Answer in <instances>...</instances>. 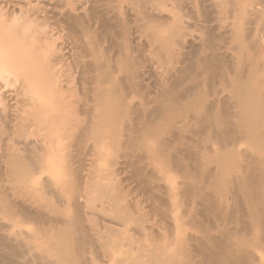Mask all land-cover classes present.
I'll use <instances>...</instances> for the list:
<instances>
[{
    "label": "bare ground",
    "instance_id": "bare-ground-1",
    "mask_svg": "<svg viewBox=\"0 0 264 264\" xmlns=\"http://www.w3.org/2000/svg\"><path fill=\"white\" fill-rule=\"evenodd\" d=\"M62 1L65 2V0H62ZM106 1H107L106 4H108L107 6L109 7V8H107V10H109V9L111 10V12L110 11L109 12L112 13V20H114V23H113V21L110 22V23L115 24V27L114 28L116 29V31L118 32V34H119V32L121 34L120 38L118 36V39L116 40L114 38V41H113V36H112V45H111L112 46L111 47L112 49L111 50L108 49V51H106L105 49H103V51L105 50L106 53L103 52L101 49L98 50L97 48L100 45H98L97 40H96V42H94L95 41V38H97V36L95 38L94 37L93 38L91 37L92 31H90L91 33H88V29H90V28H86L87 31L86 30L85 31L81 30V32H79L80 35L76 34V32H75V34L77 36H79V37H76L75 36L76 37L75 40L77 38H78V40L74 41V42H76V45H75L76 48L78 47L77 48L78 49L77 51L79 52V54L81 52L80 56L78 55L79 58H81V55H82V58H86V56L87 57L89 56L88 57V62L92 60L89 63L90 64V69H88L86 72H92L91 66H94V69H93L94 73H96L95 67H96V70H97V75L95 77L96 80L93 79L92 78L93 75H91V78H92V80H94V83H96V86L95 85H93L94 87L92 86V84H94V83H93V81L90 78L89 81H90V83L92 82L91 83V86L92 87L91 88L89 87L90 89H88L86 87V89H88L87 90L88 92H86V94H87L86 96L87 97L84 95L85 96V99H82L81 100L82 101L81 103L84 105V109H83L84 111L80 109L81 111L84 112L85 115L88 114V115H86V117H87L88 120L85 119V121H87V122L83 121V123L87 124V125L84 124L86 127L84 126V129L83 130L85 131V130H87V129L90 128L89 129V133L91 132V130H92V132H91V134H89V133H87L85 131L86 132V135L88 134L89 136H91L90 138H86V135L85 136L82 135L81 132H79V134H78V132L76 134H72V133H70V131H69V133L68 132L64 133V137H66V138H69L70 137V139H72V141H75L76 144H74V145H76L75 148L78 150V154L80 152H82V150L85 151L84 150L85 149V146L86 147L87 146H90L91 145V142H93V145H94V143H95V145H98L99 141L102 142V143H104V141L106 140L105 143H104L105 144L104 145V148H101V149L99 148V150H97V149H98V147H99V145L101 143L98 145V147H96L95 145H94L95 146L94 147L92 145V147H94L95 150L90 146L92 148V149L90 148L92 150L91 153L93 152L92 155H94L95 157L97 155L96 161H99V162L102 163V167L100 166V169L99 170H98V168H95L94 167L96 169V171H95V169L93 167L91 168V166H90L91 169L90 168H87L89 166L88 163H85V162L81 161V160L86 161L87 159H90V160L92 159L91 156H88L87 157L88 154L87 155L84 154V153H88L89 151L82 153V154L86 155L85 156L86 159L80 153V155L77 156V157H80V159H78L76 157V161L78 159L79 162L78 161L77 162L78 163H81V165H83L84 163L86 164V166L88 165L86 167L85 164H84L83 166H81L82 168L79 167L80 170L82 171L86 167V169L84 171H86V170L88 171V169H89V171L90 170H92V171H90V172L88 171V174L85 177H84V175H83V173L81 171H79V172L77 171L78 174L81 173L83 176L81 174H80L81 176L80 175L74 176V174H73L72 180L71 179L70 180L69 179H66V180L65 179H62L58 183V184H60V187H61L59 190H61V192L63 194V195L60 194V195H62L61 197H63V198H64V196H67L68 198L70 197L71 198L70 201L73 200V202L75 203V205L78 208V211H80V214H78L79 212L77 211V208H75V210L78 212L76 214V215H78V217H77V219L76 218H74V219H76V221L77 220L78 221L77 222L75 221V224H74V222H73L74 219H71V218H70V220H69V218L68 219H65L64 217H66V216L62 217L63 216L62 215L63 213H61V212H57L58 215L57 214L56 215L59 218H55V220H53L52 218H50V216L48 214L46 215L41 210V209H44L43 208L44 207V204H42V203H45L44 200L46 199V197H44V194H46V193H44V192L43 193H38L39 195L38 194L36 195L34 193L32 196H29L30 194H28V198L27 197H25V198L22 197L23 198V202H22V200L21 201L19 200V202L16 203V205H12L11 201L10 200L8 201V199L10 198V196L7 193H5V191H3L5 193L3 195L4 196H7V199H4L3 200L4 206L5 207H8L9 209H12L10 207H16V206H18L19 203H21V205L23 206V208H20L22 206L19 207L20 212L25 211L24 210L25 208H27L28 210L29 209L32 210V211H30V213H28V212H26V213H28V214L32 215L33 217L37 218V220H40L41 221V222L39 221L40 223H43L44 222L45 225L48 224L47 227L43 224V227L49 228L51 225L53 226V222H56V223L58 222L59 223V224H57L58 226L59 225H63V227L65 228V229L63 228L64 230L49 231V232H46L45 235L47 237H51L52 239L53 238H56L55 240L58 239L59 241H62V243H61V242H59L57 240L59 243H61L63 245L65 244V242L67 244L69 243L70 245H67L68 247H66L68 249H66V250L64 249V251H65V254H67L66 255L67 258L68 259L70 258L71 262L74 261L73 263H76V264H77V262L80 263L81 260H84L85 259L84 256H83V253L85 251H88V250L85 249L86 247L88 249H91L92 248V251H93V249H95L94 250L95 253L93 251V254H95V255L97 253L96 250L99 251V248L98 247H100V249H103L105 247V249L107 248V250H108V246L110 245L109 242L111 241L110 238L111 239L113 238L112 241H111V245H110L111 249L114 252H116V253H121V254L124 255L123 257H121V258L118 259V264H197L196 263L197 262L196 261L197 255H201L202 258H204V262H206V264H245L244 258L246 256L248 257V254H250V248H251V245L252 244H250L249 242L247 243L246 240H245L246 242L244 240H242L241 239L242 237L238 236V232H241L242 230H244L246 233H248L247 235H252V238L249 237L250 238V242L252 243L251 240H253V244L255 245L256 244L255 242L258 243V239H260L257 236L259 232H256L255 229H257L259 227H264V219H263L264 218L263 217L264 215H261L262 217H260V218H259V216L257 217V215L259 213L258 212L259 204H262L263 205L262 207L264 209V184H262L263 186L262 185L260 186L261 182L264 183V158L262 156H260V153H261V155L264 154V153H262V152H264L263 151L264 146H263V149L261 151L260 150L258 151L259 156L262 157V158L259 157L260 159L259 158H257V159H259L260 161H262L261 159H263L262 162H257L258 160L256 161V163H259V164L253 165V163H255V162L252 163V161H246V160L245 161H242V162H244V164L241 163L240 161L237 163V165L239 167L238 170H242V171H238V172H242V176L240 175V177H239V176H236L234 174H232V175L231 174H228V172L224 169V167L219 172V169L221 168V166H223L222 163L224 162V160L227 161L226 160V157H225V155H227V154H223V153H226L225 151H229L231 147L230 148L228 147L229 150L228 149L227 150L225 149V151H223L224 150L223 148L224 147H227L226 145L229 144L227 142H231L232 149H235L236 146H237V144H238L237 142H239V140H241L240 138H239V140L236 138L238 136V133L236 134V131L238 130V128H240V130H241V127H242L241 125H243L245 123L246 124H249L250 123L249 120L246 122V120L244 118L245 115H243L244 112L247 111V110H245L244 112L242 110H241L242 112L240 110H238L239 111V114H238L237 111H236L237 114H234L235 112H232L230 109H228L230 107L229 105L231 104V100L232 99L230 100V99H227L226 97H224L225 99L228 100L227 101V103H228L227 105L226 104H223L226 101L223 102L222 99L224 100V98H220V97H218V99H216V101H214V105L213 104L210 105L209 102H208V105L206 103L207 102L206 98H207L208 94L210 95L211 89H213L212 87H208V86H211L208 83L210 82V80L213 81L215 79L214 77H216L215 75L217 73H219V72L217 71L214 74V76H213V72H211V74L207 72L209 74L208 75L205 70L207 68L209 70L210 64L212 66L214 63H220V62L224 63L225 59H223V56H221V54L219 53V50L221 51V49L223 48V47L221 48V46L223 44L221 43L222 45L220 46V44L218 43V41H219L218 39L216 40L215 38H210V39L208 38L209 41H210V46L212 47V50H214V53L211 54L212 56H210V57H209L210 54L207 55L209 60L206 58V56L205 57L202 56V57H204L203 59H202V57L199 58V56L194 53L193 54L194 57L197 56V58L195 57L196 61L198 60L197 62L196 61L194 62L195 64H197V65L194 66V67H197L196 68L197 70H196L192 65L190 67V65L187 64L189 62L191 64L192 61H194V60H192V59H194V57L191 56L190 58H192V59L188 58V59H190V61L188 62V59L185 60L184 58H181V57L177 58L178 57L176 55L177 54V51H174L173 52L174 49L175 50L177 49V48H174V43L176 44V43L179 42L178 44L179 45L181 44V47H182V44L184 46L185 44H187L186 38L188 37L189 34L186 33V29H188V26H187V24L185 25V23H184L185 22L184 21L185 19L182 20L183 17L182 18H179L178 17V15H179L180 12L179 13L174 12V11H170L169 12V10L171 8L170 7L171 6L170 5L171 3L169 2L170 0L169 1L168 0H164V1L163 0H106ZM165 1H168L170 3L169 4L167 2V4L169 5V7H168V9H169L168 10V13H170V16H168L169 14L166 13L167 12V8L166 7L168 5L166 4ZM250 1L251 0H247L245 2V6L246 5H248V6L251 5V7L253 8V5H254L253 2H255V1H251V3L253 5L251 3H249ZM68 2H69V0H68ZM71 2H74V3H71ZM75 2H78V0L77 1L76 0L75 1L74 0H70V4H68L69 7H70L71 4H74L75 5ZM81 4H82V2H81ZM74 5H73V8L71 6L72 9L69 10L70 12L68 14L65 13L66 14L65 16L67 18L66 20L68 22V27H69V24H71V23H73L72 26L74 27V25L76 24V23L74 24V22H78L79 19L81 20V22H82V20L85 19V20H87L86 23L88 21H90V22L93 23V21L88 20L87 18H85V16L83 18V16H82L83 12L82 11H81L82 13L80 12L78 14V12L81 9L80 8L78 9V6H77V8H76V6L74 7ZM77 5H78V3H77ZM165 5H166V7H165ZM179 5H181L180 7L184 6V5L180 4V3H179ZM32 6H34V5L32 4ZM130 6H132L130 8V12L132 13V11H133L134 12V14L132 13L133 15L128 10V8ZM37 7H39V6H37ZM63 7H66V6H63ZM19 8H20V6H19ZM35 8H36V6H35ZM165 8H166V11H165ZM1 9H0V16L1 17L6 16V13H4V12H6V11H7V13L10 12V11H8L6 9H4L6 11L3 12ZM178 9H179V11L181 10V8H178ZM255 9H256V7H255ZM163 10L167 14V16L162 15L164 13ZM175 10H177V7L175 8ZM24 11H25V9H24ZM26 11H28V10H26ZM45 11H47V10L45 9ZM45 11L43 12L44 14H46ZM62 11H63V9H62ZM83 11H85V10H83ZM126 11L128 12V14H131V15H125V14H127ZM156 11H158V12H156ZM250 11H252V10L250 9ZM254 11L256 12V10H254ZM21 12H22V10H21ZM98 12H100V11H97L96 13L94 12V14H95L96 18L97 17L98 18L101 17L100 19L102 20V17H103L102 16V13L99 14ZM109 12L107 13V11H106V14H109L110 15ZM123 12H125V14ZM181 12H182V10H181ZM18 13H20V10H19ZM26 14L28 15L29 13H26ZM61 14L62 13L60 12L59 16ZM7 15H9V14H7ZM11 15H12V12H11ZM18 15H17V17H18ZM20 15H19V17H20ZM30 15H32V14H30ZM36 15H37V13H36ZM85 15H87V17H88V14L87 13ZM173 15H174V17H173ZM22 16L25 17L24 15H22ZM65 16H63V17H65ZM108 16H106V17H108ZM128 16H133V18H134V20H131L132 21L131 23H129L130 17L128 19V22L125 20V18H128ZM175 16H177V17H175ZM11 17L12 18L14 17V18H13V21L11 19V23H9L10 25L9 26L7 25L8 26L7 28L6 27H3V29H2V27H1V29H0V45L4 42L2 45L4 46V44H6L5 45V48L7 47L6 49H9V48L13 49V51H12L13 54L12 53L11 54H12V57H14V59L13 58L12 59L15 61V63H13V61H12V62H10V64L7 63V64L4 65L3 63H5L6 61H4L2 63V60L0 58V75L4 79L2 81L3 82L5 80L8 81L7 80L9 78L8 77V74H11L9 72L10 71H13V73L15 74L14 76H15L16 81H18L19 83L22 84V88H21L22 91H24L25 93H30V92L31 93H34V96L32 98L33 101L34 102H36V101L37 102H40V98H39L40 93L38 92L39 89L37 88V86H36L37 90L34 89L35 86L33 87V84L35 83L34 85H36L38 83V80H40V79H38V78H40L39 72H38V70L40 71L39 68L40 67L41 68L42 67H45L44 64H46V67H47L50 64V62L51 63L54 62L53 61V58L51 59V57L49 58V59H51L50 61L46 58L48 60L47 61L45 59V57H43L44 55L42 56V53H41L43 51V49L46 48L45 50H47L48 48H50V45H49V44H51L50 43V39H49V44L47 45V42H45V41H48V40H46L47 39L46 36H45L46 38L44 36L38 37L37 35H36V37H34L35 36V33L37 32V30L34 31V29L38 25V21H37V19H39L38 16H37V18L35 16L36 19H34V20L30 19L31 17H34V16H31L29 18L27 17V21L25 20L26 22H24L23 20H21V21H23L22 23H20V20L18 19L19 17L17 18V20H14V19H16V16H11ZM9 18H10V15H9ZM40 18L42 19V17H40ZM53 18L54 17H52V19ZM176 18H178V21L174 22L175 21L174 19H176ZM44 19L45 18H43L42 20H44ZM93 19H95V18H93ZM106 19H108V18H105L104 20H106ZM110 19L109 20H106L107 23H109L108 21H110ZM131 19H132V17H131ZM7 20H9V19H7ZM40 20H39V22H41ZM59 20H60V18H59ZM3 21L5 22V20H3ZM47 21H48V19H47ZM63 21L65 22V20H63ZM95 21H96V19H95ZM97 21H98V19H97ZM106 21H103L104 24H107V23H105ZM45 22H46V20H45ZM49 22L50 21H48L47 23H49ZM81 22L79 24H81ZM96 23H95V25H96ZM42 24H44V23H42ZM42 24H40V25H42ZM83 24H84V22H83ZM65 25L67 26L66 23H65ZM108 25L109 24H107L106 27L108 29H111L109 27H111L112 25L111 24H110L111 26H108ZM77 26H78V24H77ZM226 26H228V25L226 24ZM226 26L224 25L225 31H227L229 28H231V26L230 27H226ZM71 27L69 28L70 29V33L72 32L71 31ZM80 27H81V25H80ZM86 27H88V26H86ZM96 27H99V26L97 25ZM96 27L93 26V28H96ZM40 28H41V26H40ZM42 28H45V27H42ZM101 28L104 30L103 26H101ZM101 28H100V31H102ZM82 29H85V28H82ZM115 29H114V32H115ZM130 29H132L133 35H134V37L136 36V38L137 37H140V36L137 35V34L140 33V31H142V32L144 31L143 34L141 33L142 34L141 35L142 36L141 38H143L145 41L143 40V41H140V42H141V45H142L143 42H145V44L148 42L146 44L147 46L146 45L145 46L146 47H149V48L151 47L150 48L151 51H149V53L151 52V54H148L147 51H144L143 54L146 55V56H147V54H148V56L151 55L149 57H154V55H155L154 59L153 58H149L150 60H148V62L154 63L155 65L160 64L159 66H161V63L163 65L164 62H167L168 63V61H169L168 67L170 66L169 67L170 69H166L165 68L167 70L166 71V77L168 79H166L165 76H164L165 74H163V77L165 78V80L162 77L161 80H164V81L159 80V81H161V83H159V81H157V84L158 85L159 84L161 85L160 86L161 89L159 87L160 90L157 89L158 90L157 92L160 93L163 90V93H165V94L162 93L159 96V99L160 100H159V102H157V104L158 103L159 104L157 105V108L155 107V109L154 108L151 109L149 107L151 104L152 105L154 104V106H155L156 103H153V101H151V99L150 100H147V99H149L148 97H146L147 99L145 98V101H149L148 102L149 104L152 102L150 105L148 103H144L145 101L143 103H138V102L136 103L135 102L136 100L133 99V97H135L136 93H138V92H135V94H133V93H134V91H136L137 89H139V87H137V86L140 84V82H139V84L137 82L135 83L133 81V77L135 75L134 80L135 81L136 80L139 81L138 78H136L137 77L136 75H138V76L141 75L143 68L146 67L143 64L145 62H147L145 60H147L146 58H148V56L147 57L144 56V58H143L144 61H145L142 64L144 66L143 67V66H141V63H140L141 58L138 57V56H141L140 55L141 49L140 50H138V48H137V50H134L133 49L136 54L138 53L137 55L134 53V51L133 52H129L130 49L133 48L132 46H133L134 42L132 43V41H134L136 39V38L135 39L132 38L133 36L131 37L132 39L130 38V35H132V32H131ZM134 29H136V32L134 31ZM232 29H235V27H233ZM19 30H20V33L18 32ZM91 30H92V26H91ZM229 30H231V29H229ZM229 30L227 32H230ZM74 31H76V30H74ZM97 31H99V30H97ZM114 32H111V34L114 33ZM122 32H124V33L122 34ZM134 32L137 33V34H134ZM43 33H44V31H43ZM108 33L110 34V31ZM116 33H114V34L116 35ZM45 34L46 33L40 34V35H45ZM49 34L47 32L46 35H49ZM68 34H69V32H68ZM71 34L74 35L73 32ZM86 34H88V35H86ZM89 34H90V36H89ZM97 34H98V32H97ZM105 35H106V33H105ZM84 36L85 37L87 36L88 39H89V41H88V39L83 38ZM109 36L111 37V35H109ZM144 36H146V37L144 38ZM89 37H91V39ZM149 37H151L150 39L153 38L152 41L149 40ZM146 38L150 42H152V43H150ZM187 39H190V38H187ZM109 40H111V38H109ZM153 40H154V42H153ZM156 42H157V44H159L158 46H157V44H154ZM7 43H9V46L7 45ZM138 43H137V45H138ZM242 43H240L239 46L242 47V48L244 47V49H246V46L247 45L244 44V42H242ZM148 44H149V46H148ZM178 44H176V46ZM204 44L205 43L200 44V45H202V49L204 48L203 47ZM51 45H52L51 48L53 46H56V45H53V43ZM96 45H98L97 48L95 47ZM172 45H173V48L174 49L172 48ZM188 45H190V44H188ZM210 46H207L206 49H208V47L210 49ZM0 47L2 49H5L2 46H0ZM185 47H182V49L185 48ZM56 49H58V48L57 47L56 48L54 47V49H53L54 54L52 52L51 53L53 54L54 59L57 58L59 60V62H60V56L58 58V55H62L61 54L62 53L61 51L63 50V48L60 51V47H59L58 50H59V52H61L59 54L57 52H55ZM178 49H180V46L178 47ZM96 50L98 52H96ZM109 50H110V52H109ZM112 51H114V53ZM99 52H101V53H99ZM146 52H147V54H145ZM103 53H105V54H103ZM108 53H109V55H108ZM174 53H176V54H174ZM11 54H10V57H11ZM52 54H50V56ZM67 54L66 55L63 54V57L65 56L64 58H66L67 57ZM132 54H134L135 58L138 57V61H137V58L135 59ZM198 54H200V53H198ZM156 56H158V58H160V59H156L157 58ZM15 57H16V59H15ZM25 58L28 59V60H31V59L34 60V63L38 64L37 66H39V64H43V66L40 65L38 67V70L36 68L37 66H33L32 64H28V65L24 66L23 64H25V63H23L22 61H24ZM89 58H92V59L89 60ZM162 58L165 59V60H163ZM180 58H181V60H180ZM56 60H55V62H56ZM58 60H57V62H58ZM61 60L63 62V59L62 58H61ZM76 60H78V58ZM206 60H208L210 62H208ZM134 61H136L137 64L139 62V65H135V66H138L140 69L137 68V67L135 68L134 65H133L134 67L131 66L134 63ZM55 62H54V66L59 63L58 62V63L55 64ZM76 62L78 63V61H76ZM88 62L86 60V62H84L85 65L82 63L81 68H80V66H79V68L81 70H82V67H83V69H86L85 66H86V64H88ZM141 62H143V61H141ZM148 62H147V64H148ZM171 62H172L173 65H170ZM184 62H186V63H184ZM79 63L81 64V62H79ZM178 63H180V65H181L179 67H184L182 65H189V68H187L188 66L187 67L185 66L186 69L185 68L178 69L179 67L178 66H175ZM154 64L152 65L153 67H154ZM203 64L205 65V67H204ZM12 65H14V66L11 67ZM206 65H207V67H206ZM225 65H226V61L223 64V66H225ZM241 65H242V63H241ZM52 66L53 65H51V67ZM149 66H151V65H149ZM46 67L44 68V70L46 69ZM213 67H214V65L212 66V69H213ZM237 67H239V66H237ZM8 68H10V71L8 70ZM191 68H192V73H194L193 71H195V70L197 71V72L195 71V74H193V76H191V70H190ZM193 68L195 70H193ZM203 68L204 69L206 68V69L203 70ZM218 68H220V67H218ZM47 69H49V67H47ZM112 69H115V70H113V72H112ZM239 69L240 68H238L237 71ZM244 69H246V68H244ZM14 70L16 72H14ZM89 70H91V71H89ZM241 70L242 69H240L237 74H239V72H242ZM47 71L46 72L45 71H40L42 73L40 75H44L45 73H46L45 75H47V74L49 75L52 72V70H49L50 72H48V73H47ZM116 71L119 72L120 75L124 72L125 75H122L121 77H118L119 76V73L117 74ZM202 71H205V73H206V74H204V72H203V74L206 76V77L204 76L206 78V81H208L207 80L208 76L212 78V79L211 78H208L209 79V82L206 85V87H208L207 89H209L208 90L209 92L205 88L204 89H202V88L198 89L199 86L200 87L202 86V84L203 85L206 84L204 78L199 79L200 81H202V79L204 80L203 82H201L202 84L199 85V86H198L199 82L197 81L198 83H196L193 80V82L196 84V86H198L196 90L194 89V86L195 85L192 86L191 79H195V81H196L197 78L200 77V75L202 74ZM43 72H45V73L43 74ZM86 72H84V74H86ZM99 72H100V74H102V77L99 76L100 78L97 77L98 74H99ZM162 72H163V70H162ZM187 72L188 73L190 72V74H189L190 76L189 77L190 78L192 77L190 79V82L188 81V84H190L192 86V88L189 87V85L187 86L189 88H187L186 86H185V88L190 89V91H189V93H187V95L191 96V99L192 100L186 103L184 101V99H183L184 97H181V96H184V95H181L180 96L179 93L177 92V90H175V89H177V87L179 86V84H181L180 81L182 82V80L185 79V77L186 78L188 77V76H186L187 75ZM5 73L7 74L6 76L3 75ZM115 73L117 75H115ZM143 73H144V71H143ZM89 74H91V73H89ZM48 75L46 77H41L42 78L41 80H44L45 81L42 84H45V83L47 84V83L53 82L52 85L54 86L55 85L54 84V81L52 79H50L52 77V75H54V73H52L51 76L50 75L48 76ZM194 75H196V76H194ZM222 75H225L226 76V74H222ZM177 77H178L179 80L177 79ZM193 77H195V78H193ZM227 77L228 76H226V78ZM86 78H87V75H86ZM88 79H89V77L87 78V82H88ZM143 79H144V77H143ZM176 79H177L178 84L176 82V84H174L173 87H171V83L172 84L175 83ZM246 79L244 77L243 84L242 85H239L240 86V89H244L246 91V93L248 94L247 95L244 92V94L246 96L250 97L249 96L250 93H251V95L254 96V94H252V91H253L252 89L255 86V83L252 84L251 80H249V79L246 80ZM250 79H253V78H250ZM46 80L49 81V82H46ZM173 80H175V81H173ZM225 80L227 82L229 81L228 78L227 79L224 78V81ZM36 81H37V83H36ZM57 82H59V81H56L55 83H57ZM184 82L187 84L186 80H184ZM241 82H242V79H241ZM185 83H184V85H186ZM224 83L225 82L222 81V84H224ZM226 83H225V85H222L223 87H221L222 89L224 88L223 90H227L225 88H226V86L228 87V83H227V85H226ZM40 84L41 83H39V85ZM57 84H59V83H57ZM180 86L182 87L183 86V83ZM30 87H33V88H30ZM56 88L57 87H55V89ZM228 88H230V87H228ZM238 88L236 87L235 88V91H233L234 89L231 88V89H233L232 90L233 91L232 92L233 93L232 95H234L235 93L236 94L238 93L237 92V89ZM58 89L60 91V88H57L56 91ZM183 89H184V86L182 87V90ZM191 89L194 90V93H192L193 90L191 91ZM222 89H220V90H222ZM254 89H256V88H254ZM220 90L218 92H216V94L219 93V92H221ZM238 91L240 93V90L239 89H238ZM174 92H175V94L177 93L179 95V97H177L178 96L177 94H176L177 96L175 94H173ZM180 92H181V94H183L182 91H180ZM223 92H225V91H223ZM223 92L220 93V95L218 94V96H221L223 94ZM65 93L66 92H64V94ZM120 94H122V95L124 94V97L127 96L126 97L127 99L125 98L127 102L124 100V97L122 95H120ZM131 94H133V95H131ZM216 94H215V96H217ZM37 95H38V97H37ZM146 95H147V93H146ZM172 95L174 96L173 98H171ZM242 95H243V93H242ZM231 96H229V97H231ZM55 97H57V96H55ZM129 97H132L133 100H131ZM169 97H170V99H169ZM180 97L183 99V102H182V99L179 101ZM231 98H233V97H231ZM243 98H241V99L243 100ZM56 99H58V98H56ZM220 99L222 101L220 103L221 104V110L223 109L224 106H227L226 107L227 110L231 111L230 113H227L228 115L225 112H223V111L221 112V110H218L219 109L218 108V105L217 104L215 105V102L216 103L217 102H220ZM241 99L240 100L237 99V100H239L238 103H237V100H234L233 99L235 101V103L239 104V105H237V104H235L233 102L234 103V104L232 103L233 104V107H234V105H237L239 107L241 105H244V104L240 103V102H242ZM245 99L248 100L247 98H245ZM64 100L65 99L56 100L58 102L60 101L59 102V105H58V103L56 104V106H57L56 109H58L59 107L60 108L58 109V111H56V109L55 110L53 109L54 115H53L52 109L50 110V107L46 108L45 111H47L49 114H51L54 117H58V116L61 117L62 118V121L60 122V125L62 126L61 128H63V126L65 128L68 125L67 127H69V130H70V128H71L70 126L71 125L72 126H75V125L71 123L72 122L71 119L69 120V119H67L68 117L67 118L65 117L66 119L63 117L64 114L66 113L65 112V110L67 108L66 106H68V105H66L67 103ZM83 100H85V101L83 102ZM244 100H243V103H244ZM229 101H230V103H229ZM250 101H251V98L249 99V102L247 101L248 103L245 102V104L246 103H247V105L248 104H251ZM34 102H33V104H34ZM85 102H87V103L85 104ZM180 102H182V103H180ZM252 103H253V99H252ZM257 103L259 104V102H257ZM147 105H149V106H147ZM251 105H253V104H251ZM146 106H147V108L149 107L151 109L150 110V113H148L149 111L146 109ZM154 106H152V107H154ZM237 106L235 108H239ZM255 106H256V103H255ZM244 107H246V106H244ZM248 109H250V108L248 107ZM233 110H234V108H233ZM61 111L63 112V114L61 113ZM146 111H148V112H146ZM218 111H220L221 114L225 113L226 115H224V116H226V118L224 116H222V115H219L220 113L218 114L217 113ZM224 111H226V110H224ZM50 112H52V113H50ZM245 114H247V113H245ZM26 115H28V114L26 113ZM106 115H108V116L111 115V119L110 120L107 119ZM88 116H90V118H88ZM104 116L106 117V120H105V117ZM221 116L224 119L221 118ZM229 116H231L233 118H230ZM35 117L36 116H34V114H33V117H32V114L30 113L29 117L27 116L26 118L25 117L23 118L24 122H23V120H22L21 117H20L21 118L20 121L23 122V126L25 128H26V126L38 128V126H36L38 123H37V120L35 119ZM103 117H104V119H103ZM121 117H122V119L124 118V120L127 119L125 121H128L129 122V126L126 125L125 126L126 128L124 127V129L123 128L121 129V127H118L117 126V123H116V121L119 118L121 119ZM235 118H236V121H237L236 122V126L238 124L240 125V127H239V125H238V127L234 126L237 130L235 128H233V125H235V121H233L234 123L231 121V119H234L235 120ZM150 123H151V125H150ZM214 123L215 124L217 123L216 125H219L220 124V126L222 124L223 125L222 126L223 128H220V126H218V128H220V129H218V128L217 129H214V127L212 128V126L214 125ZM232 123H233V125H231ZM79 124H82V122L80 121ZM246 124L244 125V127L245 126L246 127L248 126ZM216 125H215V127H216ZM151 126H153V128ZM20 127H22V125H20ZM67 127L65 129H67ZM20 129H22V128H20ZM208 129H209V131H208ZM12 130H11V133L14 135V133H13ZM18 130H17V132L19 134L20 132ZM240 130H239V132H240ZM14 131H15V129H14ZM21 131L23 132V130H21ZM66 131H68V130H66ZM84 131H82V132L84 133ZM54 132H55V130L51 129L49 133H46L47 135H45V136L43 135L42 136V137H44L43 139H41V140L39 139L40 142H38V144L40 143V144H42V146H40V144L39 145H36V147H32V148H34L33 150L30 148V150H28V151L22 148V150H25L24 151L25 153H23L22 150L17 147V146H20V145H16L17 142H15L16 141L15 139L13 140V136H11L12 138H10L11 140H13L12 143L10 142L11 143L10 145H12V146L8 145L9 143H7V142H6V144H4V146L8 145L7 147H5L6 148L5 149L6 154L4 155L7 160L5 159L4 161H6V163H9V165L7 166L8 170H9V173H11L9 175H11L12 177L17 176L16 179L13 178V180L10 181L11 182V190H12L14 196H18L19 195V191L21 193V190H23V187L25 189V187L30 186V182L29 181H31V179L34 178L33 177L34 174H36L38 172V170L40 169V167H42L43 165H44V167H46V164L48 163L47 162L48 159L51 160L50 158L53 157L54 154H58L57 152H59V154H60V152H62L64 149H66L65 146L63 147V146L60 145L61 143L57 139L55 140L53 137H51V134H53ZM206 132L209 133L210 136L207 135V136H209V138L207 137L206 138L207 140L204 139L203 137H201V139H199L200 136L201 135L204 136ZM251 132L252 131H250L249 133H251ZM242 133L243 132H241V134ZM249 133H247V134L249 135ZM253 133H254V131H253ZM256 134L258 135L257 137L259 138L258 145L259 146L261 144L263 145L264 144V124L260 128V130H258V132L255 131V133L253 135H256ZM16 135H17V133H16ZM88 135H87V137H89ZM253 135L251 134L249 136H253ZM194 136L197 139H199V141H202L203 142V143L201 142L202 144L201 143H198L197 146H194L195 148H193L192 145H191L195 141L197 142V140H196V138H194ZM214 136H217L215 139H219V140L221 139L222 145H223V142L225 141L224 142L225 143V146L224 147L223 146L221 147L223 150H220L219 147H218V151H220V152H219V154L217 152H215V153L218 154L217 157L220 156L221 158L220 159L217 158L218 162L217 161L214 162V160L212 159V162H213L212 163L210 161L211 158H209V161H208V153L209 152H211V154L214 153L213 152L214 150L211 151L210 150L211 147L209 148V146L211 145V144L209 145V143H211L212 141L214 142V140H212L214 138ZM218 136L220 138H218ZM15 137H17V136H15ZM22 137L23 136H21V138ZM253 137H256V136H253ZM153 140H155V144H154L155 145V148L157 146L156 143L158 141H159V143H158V146H157L158 148H156V149L154 148L153 150H151L153 147H152V144H149V141H153ZM191 141H193V143H191ZM13 142H14V144H13ZM21 142H22V140H21ZM36 142H37V140H36ZM196 142H195V144H196ZM204 142H207L206 143V146L204 145L205 144ZM213 142H212V144H213ZM34 144H35V142H34ZM235 144H236V146H235ZM21 145H22V143H21ZM150 145H151V147H150ZM100 147H101V145H100ZM17 148L19 150H21V152L24 155L22 154L20 156V152L18 153ZM35 148H37V149H35ZM27 149H28V147H27ZM7 151H8V154H7ZM230 151H229V153H230ZM72 152H71V154H72ZM95 153H97V154L95 155ZM98 153H100V155ZM71 154H70V156H71ZM73 154L76 155V153H73ZM89 155H90V153H89ZM73 156L74 155H72V157ZM94 156H93V158L95 159ZM118 156H120L121 158L118 157ZM209 156L211 157L210 153H209ZM122 157H124V161H122V162L124 164H126V162H127V165H128V166H125L124 165V168H127L128 169V167H129V169H128L129 172L130 171L132 172V173L130 172V174H132V176L134 174V177L137 178V179H134V177H132L130 175V177H131L130 180L133 181V179H134V181L141 182V185H140L139 182H136L138 184L137 185L138 188H139V185L141 186V188L137 189V190H139L138 192H141L140 190H142V193L144 194L143 191H145V195L148 193V196L150 195L153 198V200H151V201H155L154 202V205L155 206L153 205L154 211H153V209L152 210L150 209L152 207L151 205L153 204L152 202H151L152 204L150 205L151 207L150 206L147 207V208L150 207L149 208L150 211L147 210L149 213L152 212L151 214H153V212H154V214L156 215V217H153V219H152L151 216H150L151 218H149L147 216L146 211H142L144 213L141 212L142 208H140L141 205L139 206L140 202H138V204H137V201L136 200L134 202V200H133L134 197L128 199L134 193V192L132 193V189L133 188L131 189V195L129 194L130 193L129 192L130 190L126 192L127 194H124L125 191L122 192V190H121L122 188L124 190L127 189L126 187H125L126 189L124 188V184H123L124 182L122 181L123 182L122 183L121 182V179L118 178V174H120L122 172L120 175H123V173H124L123 172V167H121V165L123 163H119L118 162V161L123 160ZM119 158L121 160H118ZM212 158H214V155H212ZM72 159H74V158H72ZM247 159H248V157H247ZM205 160L208 161V163H210V162L211 163L210 164H208L207 162L205 163ZM249 160H250V158H249ZM251 160L254 161V158L252 159V157H251ZM7 161H9V162H7ZM28 161L31 163L32 166L30 165V163H28ZM74 161H75V159H74ZM91 161L94 162V163L91 162V165L93 166L95 164V161L93 159ZM26 162H27L28 167L30 166V167H33L35 169L34 170L35 172L34 171L32 172V170H31L32 168L30 169V167L27 170L24 168V166L22 164L23 163L26 164ZM86 162H88V161H86ZM249 162L251 163V165L250 164L247 165V163H249ZM70 163H72V162L66 163L67 166H65V167H67V168L64 167L65 170L66 169L68 170L69 169L68 168L69 166L71 167V164ZM89 163H90V161H89ZM20 164L23 166V167L21 166L22 167L21 169H19L20 168ZM73 164H75V163L73 162ZM220 164H221V166H220ZM130 167H132L135 170L136 173L133 172L134 170H131ZM111 168H112V170L113 169H115V170H113L114 171V172H112L113 174H111V176H109L110 174H107L105 171L108 170L107 172L110 173L111 170H109V169H111ZM43 169H45V168H43ZM65 170H63L64 173H65ZM74 170H77V169H74ZM70 171H72V169ZM75 172L76 171H74V173ZM106 174H107L108 177L106 176ZM233 175L235 177H233ZM213 176L216 177V178L218 177L217 180H219V182L218 181L217 182H218V184L220 183L219 185L222 187V190L220 189L221 192H219V185H214L216 183H215V181H213L214 180V177ZM257 176L259 177V179H257V181L258 180L259 181L261 180V182H259V181L257 182L256 181L255 178H257ZM121 177L122 176H120V178ZM124 177H125L124 181L126 183V180H128L130 177H128V179H126L127 178L126 176H124ZM179 177H182V180L180 178L181 181L178 180ZM222 177H223V179L220 180L219 178H222ZM233 178L236 179V181H237V182L235 181L236 184H237V189L235 191H237V192H235L233 190V192H234L233 195L236 194V193H239V195L242 196V194H241L242 192H243V194L244 193L245 194L247 193L246 195H247L248 198L244 201V198L246 197V195L242 196L243 198L240 197L241 199H243L242 201H244V202H242L240 200V203L241 202L242 203H245L249 199H250L249 200L250 201V204L253 203L252 205H249L248 204L247 207H246V205H243L242 204L243 206H245L242 209L245 208L243 211L244 212L246 211V214H247L246 217H248V220H247V218L245 217V213H244L243 216H244V218H246V221H245L244 218H243V221H242L241 217H243L242 216L243 212H242L241 209L238 210V208L241 206L240 205L238 207V205H239V203H238L239 202L238 194H236V198L237 197L238 198L236 200L233 199V201L236 202L237 205H235L236 203L233 204L234 206L232 208H226V206L230 207V204L227 205L226 202L230 203L228 201V199H230L229 196H230L231 192H230V194L229 193L227 194L228 197L225 196L227 198L220 197L218 195H217V197H215L216 196V193L217 194L219 193V195H221V196L223 195V193H225L223 191V185H225V183H226V186L230 185V184H228V182L234 180ZM237 178L240 179V180H237ZM212 181L214 183H213V186L211 187V185H212L211 182ZM222 181H223V183H222ZM238 181H240V183H238ZM254 181H256V183H259L258 186L255 185ZM122 184H123V187H121ZM130 184H131V182H130ZM126 185L129 186V183H126ZM135 185L136 184H134V187H135ZM233 185H234V183L231 185L232 186L231 188H233ZM94 186H95V189L97 188L98 190L97 189L96 190L99 191V193H101V194H99L97 191H93L94 190V188H93ZM90 189H93L92 190L93 191V194L90 192ZM214 191H215V195L213 194ZM28 192H29V190H28ZM94 192H96L97 194H95ZM121 192H122V194H121ZM89 193H91L92 196H89L90 195ZM102 193L104 195L106 194L107 196L105 195L106 197H104V195ZM123 194L126 195V196H122ZM138 194H140V193H138ZM138 194H135V196L138 195ZM212 194L214 195V197H213ZM100 195H102V197ZM47 197H48V195H47ZM67 197H65V198H67ZM91 197H93V199L96 200V201L97 200H101L102 198L103 199L105 198L104 201L106 199H107V201L109 200L108 202L110 204L108 202L107 203L104 202L103 199H102V201H99V204H100L99 207L100 208H101V206L103 208H106L109 205V206L112 207V208L110 207V210L111 209H114V208L116 209V207H121V208L125 209V207H126L125 204L128 207H129V205H131L129 207L130 210H131L129 215H130V218L132 216L133 219L131 218V220H130V218H128L126 216V215H128V213L127 214H124L125 212H129V211L126 210L128 207L125 209L126 211L123 210V209H121V208H117L115 210L116 212L117 211L120 212L121 210L122 211L120 213L118 212L119 213V216H117L116 213H114L118 218L115 215L113 216V218H115V219L117 218L120 221V218L123 217V215H125L124 216L125 217L124 219H127L128 218L129 221L128 220H123V218H122L123 221H120L121 224H122V222H126L127 221V223H128V222L131 221V224H133V226H131V224H129V225L132 228L130 227V229H129L126 226L127 223H124L122 225L121 224L120 225L117 224L119 226V228H117V229H116V227H118V226H116L115 228H112V225H113L112 224L113 223L112 220L110 221V222H112V223H110L112 225H110V224L109 225H106V223H105V226L104 225L101 226V224H99V221H96L97 220L96 218L97 217H100V216H98L99 214L97 212L99 210L103 209V208L99 209L98 207L95 206V209H93L94 208V205L97 204L98 202L96 203V201L93 200L95 203H93V208H92V202L93 201H92V199H91V201L89 200V198H91ZM140 197H141L140 199H142V196H140ZM4 198H6V197H4ZM79 198H83L82 200L85 203L86 202H87V204L89 203V208L90 209L92 208V209L89 210V208H87L88 206L85 207L86 205L84 204L85 206L84 205H82V206H84L86 208V210H85V208L83 207L84 210H85V212L84 211L82 212L81 210H79L80 208H82L81 207V204L77 201V200H79ZM87 198H88L89 201H87V200L85 201L84 200V199H87ZM33 199H35V200H33ZM126 199L127 200H130V201L132 199V201L129 202V203H127L128 201ZM225 199H227V200H225ZM251 199H255L254 202H252L253 200L251 201ZM256 201H257L258 205H257ZM124 202H126V203H124ZM132 202H134V203H132ZM79 205H80V208L78 207ZM137 205L139 207V210L141 209L140 211L139 210L136 211V209H138L137 208ZM109 206L107 207V209L109 208ZM5 207H3V208H5ZM131 207L137 213L135 211H133ZM96 208H98L99 210L98 211H95V210H97ZM6 210L7 209L5 208V211ZM87 210H89L90 213ZM260 210L262 211V209H260ZM115 211H113V212H115ZM132 211H133V213H132ZM93 212H96V213L93 214ZM179 212H181V216L182 217L179 215ZM23 213L26 214L25 212H22V214ZM84 213H86V214H84ZM145 213H146V215H145ZM196 213H198L199 215L196 214ZM237 213H239L241 215V217ZM107 214H108V212H107ZM120 214H121V216H120ZM133 214L135 216H133ZM263 214H264V212H263ZM60 215H61V217H60ZM197 215L198 216H201L203 220L202 219L200 220L201 217L198 218ZM255 216H256V219H255ZM155 218H157V219H155ZM85 219L87 220V224L89 222V224L92 223L93 226L97 225L96 228L94 227L95 229H92L93 226L90 224L89 226H91V229H89L90 227L89 228L87 227L86 221H85V224L83 225L82 222L84 223L83 220H85ZM100 219L103 220V218H100ZM109 219L110 218H108V220ZM229 219L230 220L231 219L233 220L232 223L233 222L235 223L237 220L240 221V222H238V225H237V222H236L234 227L241 225L242 227H240V226L239 227L242 228V230L239 231V229L237 227H236V230H233L232 228H234V227H232V226H231L232 228H229L230 225H231V221H230V224H229V222H227V221H229ZM234 219H235V221H234ZM261 219H263V220H261ZM108 220H106V222ZM151 220H153L152 221L153 222L152 224H154L156 221H160V224L163 223V225H162V227H161V225H160V227L157 226L159 229L157 227H154V229L157 228L156 230H154L153 228L150 229V230H153L154 232L151 231L152 233H149L150 230L149 231L146 230V225L148 223V225L150 226L149 222L151 223ZM113 221L116 222V220H113ZM78 222L83 225V226L81 225L82 226L81 229H80L81 226L78 227ZM188 222H191L192 225H194V224L195 225L192 226L189 223V226H192V227H190V228H184L183 227L184 224L187 225ZM116 223H119V222H116ZM206 224H207V226H206ZM208 224H209V226H208ZM221 224H225V225H228L229 224L228 225L229 227L227 228V226H226V228L224 230H222V228L221 229L219 228L220 226L221 227L223 226ZM84 226L87 227V229L84 228ZM149 226H148V228H150ZM53 227H55V225ZM217 227H218V229H216ZM123 228L126 229V230H124ZM60 229H62V228L60 227ZM85 229H86V231H85ZM88 229H89V232H87ZM212 229H216V230L212 231ZM90 230L92 231V233H90ZM130 232H132V233H130ZM133 232L137 233V235L134 238H132V240H134L135 238H137V236L140 238V240H142L143 238H144L143 240H145V239H149V240L147 242H145L146 240L145 241H140V244H141L140 247L139 246H136L139 241H137V242H131V238L128 237V236H131L130 234L133 235ZM212 232H215L216 234L219 232L220 234L219 235H216V234H213ZM19 234H21V233H19ZM19 234H17V235H19ZM22 235H24V234H22ZM22 235L20 237H22ZM24 236H26V235H24ZM105 236H107V237L109 236L110 237L108 239L109 241H107L106 243H105V240H106V237ZM241 236H243V233L241 234ZM36 241H38V240H36ZM142 242H145V244H143ZM107 243L109 245H106ZM38 244H39L38 246H40V243H38ZM32 245L33 246L36 245V242H34V244H32ZM33 246H32V248L35 249V246L34 247ZM78 246L79 247L81 246V248L83 246L85 251H83V248L80 250V248ZM217 247H218V250H216ZM36 248L37 249H35V250H38V247L37 246H36ZM8 250H10V249H8ZM14 252L15 253L17 252L15 250V248L11 249L9 253H5L4 255H1V253H0V259H1L2 263L4 261L3 264H5V263L6 264H21V263H19V262L16 261V257H15ZM253 252H254V250L252 251V253ZM81 253H82V255H81ZM87 253H89V251ZM252 253H251V256L252 255H256L255 252H254V254H252ZM91 254H90V256H91ZM53 255L50 254L49 258H51V257L54 258ZM223 255H226V258L225 259L223 258L224 257ZM96 256H98V255H96ZM80 257H82L83 259L80 258ZM93 257H92V259H93ZM250 258H252V257H250ZM42 259H44V257ZM46 259H47V257H46ZM56 260H55V262H54V260L53 261L52 260L51 261L48 260V263L49 264H54V263L55 264H60L61 261H62V260H60L59 261L60 263H57L58 261L56 262ZM75 261H77V262H75ZM44 262H43L44 264H48L47 261L44 260ZM25 264H28V263H25ZM80 264H82V262Z\"/></svg>",
    "mask_w": 264,
    "mask_h": 264
},
{
    "label": "rangeland",
    "instance_id": "rangeland-1",
    "mask_svg": "<svg viewBox=\"0 0 264 264\" xmlns=\"http://www.w3.org/2000/svg\"><path fill=\"white\" fill-rule=\"evenodd\" d=\"M4 1V2H3ZM75 1V0H74ZM77 1V0H76ZM80 1V2H79ZM100 1V2H99ZM106 1V0H105ZM104 0H78V2H75V5L74 4H71L70 5V7H69V5L68 4H70V0H69V2H68V0H65V2L64 1H62V0H0V9L4 12V11H6V10H8V11H10V12H8L7 13V11L6 12H4V13H6V16L8 17H6V16H3V17H1L0 18V29H1V27H2V29H3V27H8L10 24L9 23H11V19H12V21H13V18L11 17V16H16V19H14V20H17V18L19 17V15H20V17L22 16V15H24L25 17H19L18 19L20 20V23H22L23 21L24 22H26L27 21V17L29 18V17H31V16H34V17H31L30 19H32V20H34V19H36L37 18V16H38V18L39 19H37V21H38V25H37V27H35V29H34V31L35 30H37V32L35 33V36L34 37H36V35L38 36V37H41V36H46L47 37V39L46 40H48V41H45V42H47V45L49 44V39H50V43L52 44L53 43V45H56V46H53L52 48L54 49V47L56 48H58L59 49V47H60V51H61V49L63 48V50L61 51V52H59V50L58 49H56L55 50V52H57L58 54L59 53H61L62 55H58V58H59V56H60V62H59V60H58V62H57V60L56 59H54V56H53V54H54V51H53V49L51 48V44H49L50 45V48H48L47 50H45V49H43V51L41 52L42 53V56L43 57H45V59L47 58L49 61L53 58V61L55 62V60H56V62H55V64L56 63H58V64H56L55 66H54V62H50V64L47 66V67H49V69H47V67H46V64H44V66L46 67V69L44 70V68L45 67H40L39 69H40V71H47V73L48 72H50L49 70H52V72L49 74L50 76H51V74L52 73H54V75H52V77L50 78V79H52L53 81H54V86L52 85L53 84V82H50V83H45V84H42L43 82H45L44 80H41L42 78L41 77H46L47 75H45L46 73L45 72H43V74L44 75H40V74H42L39 70H38V67L41 65V66H43V64H39V66H37L38 64H36V63H34V60H28V59H24V61H22L23 63H25V64H23L24 66H26V65H28V64H32L33 66H37L36 68H37V70H38V72H39V76H40V78H38V79H40V80H38V83H37V81H36V85H34L33 84V87L35 86V88L34 89H36L37 90V88L39 89L38 90V92L40 93V95H39V98H40V102H34L33 101V96H34V93H25L24 91H22V84L21 83H19L18 81H16V79H15V74L13 73V71H10V68L11 67H13L14 65H12L10 68H8V70L10 71L9 73H11V74H8V81H2V80H4L3 79V77H1V75H0V77L2 78H0V253H1V255H4L5 253H9L10 252V250L11 249H13V248H15V250L17 251L16 253L14 252V254H15V257H16V261L17 262H19V263H21V264H25V263H28V264H44L45 262H44V260L45 261H47V263H48V260H54V262H55V260H56V262L57 263H60L59 261L60 260H62L61 261V263L60 264H76V263H73V262H71V260H70V258L68 259L67 258V254H65V251H64V249L66 250V249H68V248H66V247H68L67 245H70L69 243L67 244L66 242H65V246L63 245V244H61L62 243V241H59L58 239V241L59 242H61V243H59L57 240H55L56 238H51V237H47L45 234H46V232H49V231H59V230H64L65 228L63 227V225H57V224H59L58 222L56 223V222H53V226L55 225V227H53L52 225L49 227V228H46L47 227V225H45V223L43 222V223H40L41 221L40 220H37V218H35V217H33L32 215H30V214H28V213H30V211H32V210H28L27 208H25L24 210L25 211H22V212H28V213H26V214H22V212H20V209H19V207L20 206H22L21 205V203H19L18 204V206H16V207H10V208H12V209H9L8 207H5L4 206V204H3V200L4 199H7V196H4L3 194H5V193H7L9 196H10V198L8 199V201L10 200L11 201V203H12V205H16V203H18L19 202V200L21 201L22 200V202H23V198H25V197H27L28 198V194H30L29 196H32L34 193L37 195L38 193H46V194H44V197H46V199L44 200L45 201V203H42V204H44V209H41L46 215L48 214L49 216H50V218H52L53 220H55V218H59V217H57V215H58V213L57 212H61V213H63L62 215V217H64V216H66V217H64L65 219H68L69 218V220H70V218L71 219H74V218H76L77 219V217H78V215H76L78 212V214H80V211H78V208H77V206L75 205V203L73 202V200L72 201H70V197L68 198L67 196H64V198L63 197H61L63 194H62V192H61V190H59L61 187H60V184H58L62 179H71L72 180V178H73V174H74V176H76V175H80L81 173H79L78 174V172L79 171H81L80 170V168H82L81 166H83L85 163H88V167L86 166V164H85V166L87 167V168H90V166H91V168L93 167H95V168H98V170L100 169V166L102 167V163L101 162H99V161H96V157H97V153H95V155H96V157L94 156V155H92V153H91V149L93 148L94 150H95V146L96 147H98V145L100 144L101 145V147H100V145H99V147H98V149L97 150H99V148L101 149V148H104V143H105V141H104V143H102V142H100L99 141V143H98V145H95V143H94V145H93V142H91V147H92V145L94 146V147H90V146H85V151H83L82 150V152H80L81 154L82 153H84V152H87V151H89L88 153H84V154H88L87 155V157L88 156H91V158L95 161V164L92 166L91 165V162H93V161H91L90 159H87L86 161H88V162H86V161H84V160H81V161H83V162H85L83 165H81V163H78L79 162V160L78 159H80V157H77L78 155H80V153L78 154V150L75 148L76 147V145H74V144H76L75 143V141H72V139H70V137L69 138H66V137H64V133H66V132H68L69 133V131H70V133H72V134H76L77 132H78V134H79V132H81V134L82 135H86V132L87 133H89V129H87V130H83L84 129V126L85 125H87V124H85V123H83V121H85V119L86 120H88L87 119V117H86V115H88V114H84V105L81 103L82 101V99H85V96L87 95L86 94V92H88L87 90L88 89H90L93 85H95L96 86V83H94V80H92V78L93 79H95L96 80V75H97V70H96V67H95V71H96V73H94V71H93V69H94V66H91V69H92V72H86L88 69H90V62L92 61H89L88 62V57L86 56V58H82V55H81V58H79V56H80V54H81V52H80V54H79V52L77 51L78 49V47L76 48V42H74V41H76V40H78V38L75 40V38L76 37H79V36H77L76 34H78V35H80V33L79 32H81V30H83V31H87V29L86 28H90V29H88V33H91L90 31H92V33H91V37L93 38H95L96 36H97V38H95V41L94 42H96V40H97V43H98V45H100L99 47H98V45H96L95 47L98 49V50H102L103 51V49H105L106 51H108V49H112L111 47V45H112V36H113V41H114V38L117 40L118 39V36H119V38H120V36H121V34H120V32H119V34H118V32L116 31V29L114 28L115 27V24H112V23H110V22H112L113 21V23H114V20H112V13H110L111 12V10L109 9V10H107V8H109L107 5L108 4H106L107 3V1L105 2ZM164 1V0H163ZM169 1V0H168ZM168 1H165L166 2V4H167V2ZM174 3H173V2ZM170 0L169 2L171 3H169L171 6V8H170V10L168 9V7H169V5L166 7V5H165V7L167 8V14H169L168 16H170V13H168V10H169V12L170 11H174V12H177V13H179V15H178V17L179 18H182L183 17V19L182 20H184L185 22V25L187 24V26H188V29H186V33H188L189 35H188V37L187 38H190V39H187L186 38V42H187V44H185L184 46H183V44H182V47H185V48H183L182 49V47H181V44L179 45L178 43H176V44H178L177 46H176V44L174 43V48H177L176 50L173 48V45H172V48L174 49L173 50V52L174 51H177V54L176 53H174V54H176L178 57L177 58H179V57H181V58H184L185 60H187L188 58H190L191 56L192 57H194V53L196 54V55H198L199 56V58L200 57H202V56H206V58L208 59V54H210L209 55V57L210 56H212L211 54H213L214 53V50H212V47L210 46V41H209V39L210 38H215L216 40L218 39L219 41H218V43L220 44V46H221V51L219 50V53L221 54V56H223V59H225V61H226V65L225 66H223V64L225 63V61H224V63H222V62H220V63H214L213 65H214V67H213V69H212V66H211V64H210V68H209V70H208V68L205 70L204 68H203V70H205L206 71V73L208 72V73H210L211 74V72H213V76H214V74L218 71L219 73H217L215 76L216 77H214L215 79L212 81V80H210V82H209V79L208 78H211V77H209L208 76V78H207V80L208 81H206V76L204 75V74H206L205 73V71H202V74L200 75V77H198L197 78V80L195 81V79H191L189 76V74H190V72L188 73L187 72V75L186 76H188L187 78L185 77V79H181L182 80V82L180 81V83L182 84L183 83V86H184V89L182 90V87L180 86L181 84H179V88L177 87V89H175V90H177V92L179 93V95L181 96V95H184V96H181V97H184L183 99H184V101L187 103V102H189V101H191L192 99H191V96H189V95H187V93H189V91H190V89H187V88H189V87H191L192 88V86H196V84L194 83V82H196V83H198L199 82V84H198V86L199 85H201L202 83L201 82H203L204 80H205V82H206V84H202V86L200 87L199 86V88L198 89H200V88H202V89H206L207 91L209 90V89H207L208 87H212L213 89H211V91H210V95L208 94V96H207V98H206V100H207V105H208V102H209V104L210 105H214V101H216V99H218V97H220V98H224V97H226L227 99H234V100H237V99H241V98H243L244 96V98H243V100L245 99V98H247L248 100H244V103H243V100L241 99V101L242 102H240V103H242V104H244V105H241L240 107L239 106H237V105H239V104H237L238 103V101L239 100H237V103H235V101L233 100H231V104L229 105L230 107L228 108V109H230L232 112H235L234 114H237V112H238V114H239V111L238 110H242L243 112L245 111V110H247V111H245L244 112V114L243 115H245L244 116V118H245V120H246V122L249 120V124H246V125H248L247 127L245 126L244 127V125L245 124H243V125H241L242 127H241V130H240V128H238V130L234 127V126H236V118H235V120L234 119H231V121L233 122V121H235V125H233V123L231 124V125H233V128H235L236 130V134L238 133V136L236 137L238 140H239V138L241 139V140H239V142H237L236 144H237V146H236V144H235V146H236V148L235 149H232V144H231V142H227V143H229V144H227L226 146L227 147H224L225 146V141L223 142V145H222V142H221V139L219 140V139H215L217 136H214V138L212 139V140H214V142H213V144H212V142L211 143H209V148H210V150L212 151V150H214L212 153L213 154H211V152H209L210 153V155H211V157L209 156V153H208V161H209V158H211L210 159V161L212 162V159L214 160V162L215 161H217L218 162V160H217V158L218 159H220L221 157L219 156V157H217L218 156V154H219V152L220 151H218V147H219V149L220 150H223V151H225V149L227 150L228 149V147L230 148V153H229V151H225L226 153H223V154H227V155H225V157H226V160L227 161H225L224 159V162L222 163L223 164V166H221V164H220V166H221V168L219 169V172L221 171V169H223V167H224V169L228 172V174H234V175H236V176H239L240 177V175L242 176V172H238V171H242V170H238V165H237V163L240 161L241 163H243L244 164V162H242V161H252V163L253 162H255V163H253V165H257V164H259V163H256V161L257 162H262L263 161V159H261L262 161H260L259 159L260 158H264V154L263 155H261V153H260V156H262V157H260L259 156V153H258V151L260 150H262L263 149V146H264V144L262 145H258V143H259V138L257 137L258 135L256 134V135H253L254 133H255V131H257L258 132V130H260V128L263 126V124H264V0H251V1H255V2H253L254 3V5L251 3V1L249 2V3H251L252 5H253V8L251 7V5H246L245 6V2L247 1V0ZM81 2H82V4H81ZM183 2V3H182ZM191 2V3H190ZM10 3V4H9ZM52 3V4H51ZM66 3V4H65ZM71 3H74V2H71ZM77 3H78V5H77ZM86 3V4H85ZM103 3V4H102ZM179 3L180 4H182V5H184V6H182V7H180L181 5H179ZM20 4V5H19ZM22 4V5H21ZM26 6H25V5ZM32 4L34 5V6H32ZM50 4V5H49ZM63 4V5H62ZM96 6H95V5ZM100 4V5H99ZM178 4V5H177ZM190 4V5H189ZM4 5V6H3ZM14 5V6H13ZM17 5V6H16ZM31 5V6H30ZM68 5V6H67ZM73 5H74V7L76 6V8H77V6H78V9L80 8L81 10L78 12V14L82 11L83 12V14H82V16H83V18H84V16H85V18H87L88 20H91V21H93V23L92 22H90V21H88L87 23H86V21L87 20H82V22H81V20L79 19V21L78 22H74V24L76 25H74V27L72 26V24L73 23H71V24H69V27H68V22H67V18H66V14H68L70 11L69 10H71L72 8H73ZM98 5V6H97ZM106 5V6H105ZM11 6V7H10ZM14 8H13V7ZM19 6H20V8H19ZM35 6H36V8H35ZM37 6H39V7H37ZM63 6H66V7H63ZM71 6H72V8H71ZM83 8H82V7ZM87 6V7H86ZM175 6V7H174ZM248 6V7H247ZM5 7V8H4ZM9 7V8H8ZM62 7V8H61ZM95 7V8H94ZM132 6H130L129 8H128V10H129V12H130V8H131ZM174 7V8H173ZM177 7V10H175V8ZM255 7H256V9H255ZM23 8V9H22ZM32 8V9H31ZM35 8V9H34ZM39 8V9H38ZM53 8V9H52ZM55 8V9H54ZM69 8V9H68ZM98 8V9H97ZM111 8V7H110ZM166 8H165V11H166ZM178 8H181V10H182V12H181V10L179 11V9ZM252 10V11H250V9ZM4 9H6V10H4ZM12 9V10H11ZM16 9V10H15ZM24 9H25V11H24ZM45 9L47 10V11H45ZM51 9V10H50ZM57 9V10H56ZM62 9H63V11H62ZM94 9V10H93ZM164 9V8H163ZM19 10H20V13H18L19 12ZM21 10H22V12H21ZM26 10H28V11H26ZM31 10V11H30ZM53 10V11H52ZM56 12H55V11ZM68 10V11H67ZM83 10H85V11H83ZM247 10V11H246ZM254 10H256V12L254 11ZM16 11V12H15ZM37 11V12H36ZM42 11V12H41ZM46 12V14L48 15H46V14H44L43 12ZM87 11V12H86ZM97 11H100V12H98L99 14L100 13H102V20L103 21H106V20H109L110 18V21H108L109 23H107V21L105 22V23H107V24H109L108 26H111V27H109V28H111V29H108L106 26H107V24H104V22L100 19V18H96V16H95V14H94V12L96 13ZM106 11H107V13L109 12L110 13V15L109 14H106ZM164 11V10H163ZM165 11H164V13L162 14V15H164V16H167V14L165 13ZM11 12H12V15H11ZM14 12V13H13ZM24 12V13H23ZM33 12V13H32ZM37 13V15H36V13ZM60 14V12L62 13L60 16H59V14ZM81 12V13H82ZM156 12H158V11H156ZM155 12V13H156ZM247 12V13H246ZM253 12V13H252ZM26 13H29L28 15L26 14ZM66 13V14H65ZM88 14V17H87V15H85V14ZM124 14H125V12H123ZM126 13L127 14H125V15H131L132 13L134 14V12L132 11V13L131 14H128V12L126 11ZM172 13V12H171ZM182 13V14H181ZM257 13V14H256ZM7 14H9L10 15V18H9V15H7ZM14 14V15H13ZM19 14V15H18ZM30 14H32V15H30ZM42 14V15H41ZM50 14V15H49ZM52 14V15H51ZM91 14V15H90ZM104 14V15H103ZM132 14V15H133ZM166 14V15H165ZM173 14V13H172ZM181 14V15H180ZM17 15H18V17H17ZM27 15V16H26ZM57 15V16H56ZM94 15V16H93ZM109 15V16H108ZM114 15V14H113ZM124 15V16H125ZM183 15V16H182ZM35 16H36V18H35ZM51 16V17H50ZM59 16V17H58ZM63 16H65V17H63ZM105 16V17H104ZM106 16H108V17H106ZM111 16V17H110ZM6 19H5V18ZM40 17H42V19L43 18H45L44 20H42ZM52 17H54L53 19H52ZM62 17V18H61ZM129 17H130V19H129ZM131 17H132V19H131ZM172 17V16H171ZM173 17H174V15H173ZM175 17H177V16H175ZM24 18V19H23ZM56 18V19H55ZM59 18H60V20H59ZM65 18V19H64ZM93 18H95L96 19V21H95V19H93ZM105 18H108V19H106V20H104ZM7 19H9V20H7ZM41 19V20H40ZM47 19H48V21H50L49 23H47L48 21H47ZM52 19V20H51ZM65 20V22L63 21V20ZM97 19H98V21H97ZM100 19V20H99ZM128 19H129V23H131L132 21L131 20H134V18H133V16H128V18H125V20L128 22ZM173 19V18H172ZM177 19V20H176ZM176 19H174L175 21L174 22H176V21H178V18H176ZM3 20H5V22L3 21ZM21 20H23V21H21ZM26 20V21H25ZM39 20L42 22V23H44V24H42L41 22H39ZM45 20H46V22H45ZM9 21V22H8ZM44 21V22H43ZM102 21V22H101ZM19 22V21H18ZM58 22V23H57ZM81 22V24H79ZM83 22H84V24H83ZM97 22V23H96ZM37 23V22H36ZM65 23L67 24V26L65 25ZM70 23V22H69ZM95 23H96V25H95ZM103 23V24H102ZM40 24H42V25H40ZM48 24V25H47ZM62 26H61V25ZM77 24H78V26H77ZM90 24V25H89ZM111 24V25H110ZM226 24L228 25V26H226ZM233 24V25H232ZM6 25V26H5ZM8 25V26H7ZM80 25H81V27H80ZM85 25V26H84ZM99 26V27H96V26ZM114 25V26H113ZM224 25L226 26V27H230L231 26V28H229V29H231V30H229L230 32H227V31H225V28H224ZM40 26H41V28H40ZM72 26V27H71ZM86 26H88V27H86ZM91 26H92V30H91ZM93 26H95L96 28H93ZM101 26H103V28H104V30L101 28ZM42 27H45V28H42ZM68 27V28H67ZM71 27V31L74 33V35L73 34H71L70 33V28ZM77 27V28H76ZM224 29H223V28ZM233 27H235V29H232ZM5 28V29H6ZM82 28H85V29H82ZM98 28V29H97ZM100 28H101V30L102 31H100ZM115 29V32H114V29ZM222 28V29H221ZM99 30V31H97V30ZM113 29V30H112ZM227 29V28H226ZM74 30H76V31H74ZM79 30V31H78ZM94 30V31H93ZM131 30V32H132V35H130V38L132 37V38H136V36L134 37V35H133V31H132V29H130ZM41 33H40V32ZM43 31H44V33H46L47 34V32H48V34L49 35H40V34H44L43 33ZM47 31V32H46ZM110 31V34L108 33ZM119 31V30H118ZM134 31L136 32V29H134ZM188 31V32H187ZM19 33H20V30L18 31ZM68 32H69V34H68ZM75 32H76V34H75ZM78 32V33H77ZM97 32H98V34H97ZM111 32H114V33H116V35L114 34V33H112L111 34ZM134 32V34H137V33H135ZM144 32V31H143ZM143 32L142 31H140V33L139 34H137L138 36H140V37H137L134 41H132V43L134 42V44H133V48H131L130 49V51L129 52H133L134 50H137V48H138V50H140L141 49V53H140V55L141 56H138V57H140L141 58V61H143V62H141L140 61V63H141V66H143V65H145L146 67H144L143 68V70H142V73H141V75H136L137 77L136 78H138V80L139 81H135L134 80V77H135V75H134V77H133V81L136 83H138L139 84V82H140V84L137 86V87H139V89H137L136 91H134V93L133 94H135V92H138V93H136V95H135V97H133V99L134 100H136L135 102L137 103H143L144 101H145V98L146 97H148L149 99H147V100H150L151 99V101H153V103H156L155 104V106H154V104L152 105L151 103V105L148 103L149 101H145L144 103H148L149 105H147V106H149L151 109L152 108H154L155 109V107L157 108V105L159 104H157V102H159V96L163 93V90L159 93V92H157L158 90L157 89H159V87L161 86L160 84L158 85L157 84V81H159V80H161L162 79V77H163V74H165L164 76H165V78L166 79H168L167 77H166V69H170L169 67H168V63H169V61H168V63L167 62H164L163 63V65H162V63H161V66H159L160 64H158V65H155L154 63H150V62H148V60H150L149 58H153L154 59V57H155V55H154V57H149V56H151V55H149L148 56V54H151V52L149 53V51H151L150 50V48L149 47H146L147 45V43L145 44V42H143L142 43V45H141V42L140 41H143L144 39L143 38H141L142 36V34H143ZM34 33V32H33ZM52 33V34H51ZM103 33V34H102ZM105 33H106V35H105ZM124 32H122V34H123ZM130 33V32H129ZM142 33V34H141ZM94 34V35H93ZM114 34V35H113ZM18 35V34H17ZM34 35V34H33ZM53 35V36H52ZM86 35H88V34H86ZM109 35H111V37L109 36ZM129 35V34H128ZM76 36V37H75ZM89 36H90V34H89ZM115 36V37H114ZM148 36V35H147ZM45 37V38H46ZM49 37V38H48ZM51 37V38H50ZM53 37V38H52ZM91 37H89L90 39H91ZM105 37V38H104ZM146 36H144V38H145ZM83 38H85V39H88V37L86 36H84ZM108 40H107V39ZM109 38H111V40H109ZM131 38V39H132ZM141 38V39H140ZM151 37H149V40H151L152 41V39H150ZM204 38V39H203ZM209 38V39H208ZM103 39V40H102ZM147 39V38H146ZM70 40V41H69ZM107 40V41H106ZM139 40V41H138ZM148 40V39H147ZM146 40V41H147ZM148 40V41H149ZM191 40V41H190ZM203 40V41H202ZM206 40V41H205ZM73 41V42H72ZM88 41H89V39H88ZM110 41V42H109ZM139 43H138V42ZM145 41V40H144ZM205 41V42H204ZM208 41V42H207ZM78 42V41H77ZM150 42V41H149ZM153 42H154V40H153ZM242 42H244V44H246L247 46H246V49H244V47L242 48V47H240L239 46V44L240 43H242ZM4 43V42H3ZM2 43V44H3ZM100 43V44H99ZM111 43V44H110ZM137 43H138V45H137ZM150 43H152V42H150ZM149 43V44H150ZM197 43V44H196ZM203 43H205L204 44V48L202 49V45H200V44H203ZM208 43V44H207ZM222 43V44H221ZM0 45V46H2V47H4L5 48V45L6 44H4V46L3 45ZM149 44H148V46H149ZM154 44H157V42L156 43H154ZM188 44H190V45H188ZM243 44V43H242ZM241 44V45H242ZM7 45L9 46V43H7ZM74 45V46H73ZM78 45V44H77ZM137 45V46H136ZM146 45V46H145ZM159 44H157V46H158ZM210 46V49H209V47H208V49H206V47L207 46ZM59 46V47H58ZM103 46V47H102ZM109 46V47H108ZM156 46V45H155ZM176 46V47H175ZM180 46V49H178V47ZM198 46V47H197ZM206 46V47H205ZM1 48V47H0ZM7 48V47H6ZM0 49V58H1V60H2V63L4 62V61H6L5 63H3L4 65L5 64H7V63H9L10 64V62H12L13 61V63H15V61L13 60L14 59V57H12V54H13V49H11V48H9V49ZM76 48V49H75ZM11 49V50H10ZM134 49V50H133ZM148 49V50H147ZM201 49V50H200ZM45 50V51H44ZM49 50V51H48ZM66 50V51H65ZM75 50V51H74ZM103 51V52H105L106 53V51ZM110 50H109V52H110ZM132 50V51H131ZM77 51V52H76ZM144 51H147L148 52V54H147V52L145 53V54H147V56H148V58H146L147 60H145V61H147L148 62V64L149 65H153L154 64V67L152 66H149L148 64H147V62H145L144 61V56L145 57H147L146 55H144L143 53H144ZM197 53H196V52ZM203 51V52H202ZM205 51V52H204ZM53 54H52V53ZM75 52V53H74ZM96 52H98L97 50H96ZM113 53H114V51H112ZM183 52V53H182ZM222 52V53H221ZM12 53V54H11ZM15 53V52H14ZM68 53V54H67ZM77 53V54H76ZM99 53H101V52H99ZM105 53H103V54H105ZM112 53V54H113ZM134 53H135V51H134ZM198 53H200V54H198ZM10 54H11V57H10ZM16 54V53H15ZM50 54H52L51 56H50ZM63 54L64 55H66L67 54V57L66 58H64L63 57ZM76 54V55H75ZM111 54V55H112ZM136 54V53H135ZM138 54V53H137ZM136 54V55H137ZM143 54V55H142ZM156 54V53H155ZM74 55V56H73ZM79 55V56H78ZM108 55H109V53H108ZM133 56H134V54H132ZM158 55V54H157ZM162 55V54H161ZM180 55V56H179ZM225 55V56H224ZM2 56V57H1ZM62 56V57H61ZM143 56V57H142ZM164 56V55H163ZM51 57V59H49ZM75 57V58H74ZM85 57V56H84ZM138 57H136L137 58V61H138ZM157 58L156 59H160V58H158V56H156ZM176 57V56H175ZM196 58H197V56H195ZM195 57H194V59H192V58H190V59H192V60H194V61H192V63L190 64V59H188V62L189 63H187V64H189L190 65V67H191V65L194 67L195 65H197V64H195L194 62L196 61V59H195ZM204 57H202V59L204 58ZM13 58V59H12ZM61 58L63 59V62H62V60H61ZM78 58V60H76ZM134 58H135V56H134ZM135 58V59H136ZM165 58V57H164ZM181 58H180V60H181ZM198 58V59H199ZM205 58V59H206ZM243 60H242V59ZM15 59H16V57H15ZM46 59V60H47ZM81 61H80V60ZM90 59H92V58H89V60ZM134 59V60H135ZM163 59V58H162ZM204 59V60H205ZM47 60V61H48ZM78 61V63L76 62V61ZM85 60V61H84ZM86 60H87V62H88V64H86V66L88 67H86L85 66V68L86 69H83V67H82V70L80 69L81 68V65H82V63L85 65V63L84 62H86ZM140 60V59H139ZM163 60H165V59H163ZM184 60V61H185ZM209 60V59H208ZM208 60H206V61H208ZM31 61V62H30ZM167 61V60H166ZM198 61V60H197ZM196 61V62H197ZM30 62V63H29ZM36 62V61H35ZM62 62V63H61ZM79 62H81V64L79 63ZM136 61H134V63L131 65V66H135V65H139V62H138V64H137V62L135 63ZM145 62V63H144ZM187 62V61H186ZM186 62H184V63H186ZM208 62H210V61H208ZM1 63V64H2ZM144 63V64H143ZM167 63V64H166ZM194 63V64H193ZM222 63V64H221ZM241 63H242V65H241ZM8 64V65H9ZM143 64V65H142ZM179 64V65H178ZM177 65H175V66H181L180 65V63H178ZM205 64V63H204ZM203 64V65H204ZM245 64V65H244ZM7 65V66H8ZM51 65H53L52 67H51ZM83 65V66H84ZM170 65H173L172 64V62L170 63ZM189 65H182V66H184V67H177L178 69H183V68H185V66L187 67V68H189ZM202 65V64H201ZM200 65V66H201ZM241 65V66H240ZM10 66V65H9ZM79 66H80V68H79ZM133 66V67H134ZM140 66V67H141ZM163 66V67H162ZM237 66H239V67H237ZM132 67V68H133ZM139 68L138 66H135V68ZM204 67H205V65H204ZM206 67H207V65H206ZM218 67H220V68H218ZM134 68V69H135ZM142 68V67H141ZM166 68V69H165ZM176 68V67H175ZM195 69L197 68V67H194ZM193 68V70H195ZM217 70H216V69ZM238 68H240V69H242L241 71L242 72H239V74H237L238 73V71L240 70H238L237 71V69ZM244 68H246V69H244ZM98 69V68H97ZM117 69V68H116ZM140 69V68H139ZM154 69V70H153ZM186 69V68H185ZM220 69V70H219ZM13 70V69H12ZM113 70H115V69H112V72H113ZM118 70V69H117ZM146 70V71H145ZM162 70H163V72H162ZM165 70V71H164ZM191 70V76H193V74H195V71L197 70H195V71H193L194 73H192V68L190 69ZM189 70V71H190ZM208 70V71H207ZM216 70V71H215ZM245 70V71H244ZM251 70V71H250ZM86 72V74H84V72ZM89 71H91V70H89ZM143 71H144V73H143ZM215 71V72H214ZM221 71V72H220ZM237 71V72H236ZM14 72H16L15 70H14ZM82 74H81V73ZM117 72V71H116ZM197 72V71H196ZM203 72H204V74H203ZM13 73V74H12ZM89 73H91V74H89ZM119 72H117V74H118ZM207 73V74H208ZM257 73V74H256ZM89 74V75H88ZM116 73H115V75H117ZM162 74V75H161ZM222 74H226V76H228L227 78H228V82L225 80L224 81V78L225 79H227L226 78V76L225 75H222ZM4 76H6L7 74L5 73V74H3ZM48 75V76H49ZM85 77H84V76ZM86 75H87V78L89 77V79H88V82H87V78H86ZM91 75H93V77L91 78ZM122 75H125V73L123 72L121 75H120V73H119V76L118 77H121ZM160 75V76H159ZM203 75V76H202ZM209 75V74H208ZM246 75V76H245ZM102 77V74H100V72H99V74H98V78H100V77ZM142 76V77H141ZM168 76V75H167ZM194 76H196V75H194ZM205 76V77H204ZM225 76V77H224ZM54 77V78H53ZM143 77H144V79H143ZM161 77V78H160ZM176 77V76H175ZM180 77V76H179ZM242 77V78H241ZM244 77H245V79L247 78V79H249V80H251V82H252V84L253 83H255V86L253 87V91H252V94H254V96L253 95H251V93L249 94V96L250 97H248V96H246L245 94H244V92L246 93V91L244 90V89H240V86L239 85H242L243 84V81H244ZM253 78V79H250V78ZM81 78V79H80ZM90 78H91V80L93 81V83L94 84H92V86H91V83H90ZM97 78V79H98ZM140 78V79H139ZM164 78V77H163ZM165 78H164V80H165ZM181 78V77H180ZM193 78H195V77H193ZM201 78H204V80L202 79V81H200L199 79H201ZM44 79V78H43ZM174 79V78H173ZM177 79H178V77H177ZM177 79H176V81L175 80H173V81H175V83H171V87H173V85L174 84H176V82H177ZM190 79H191V81H192V86L190 85V84H188V81L190 82ZM212 79V78H211ZM241 79H242V82H241ZM246 79V80H247ZM164 80H161V81H164ZM171 80V79H170ZM179 80V79H178ZM184 80H186V82H187V84L184 82ZM193 80H194V82H193ZM245 80V81H246ZM253 80V81H252ZM41 81V82H40ZM56 81H59V82H57V83H59V84H57V83H55ZM161 81H159V83H161ZM198 81V82H197ZM222 81L223 82H227L228 83V87H230V88H228L227 86H226V88L225 89H227V90H223L221 87H223L222 85H225V83L224 84H222ZM256 81V82H255ZM46 82H49V81H47L46 80ZM209 82V83H208ZM39 83H41L40 85H39ZM184 83L186 84V85H184ZM207 83L208 84H210L211 86H208V87H206V85H207ZM227 83H226V85H227ZM258 83V84H257ZM51 84V85H50ZM86 84V85H85ZM88 84V85H87ZM177 84H178V82H177ZM58 85V86H57ZM158 85V86H157ZM189 85V87H187ZM36 86H37V88H36ZM185 86L187 87V88H185ZM194 86V89L196 90L197 89V87L198 86H196L195 87ZM205 86V87H204ZM258 86V87H257ZM33 87H30V88H33ZM55 87H57V88H60V91H59V89L56 91V89H55ZM86 87L88 88V89H86ZM90 87V88H89ZM94 87V86H93ZM175 87V86H174ZM238 88L239 90H240V93H239V91H238V89H237V92L239 93H235L234 95H232L233 93V91H235V88ZM62 88V89H61ZM176 88V87H175ZM222 89V90H220V89ZM231 88H233V89H231ZM254 88H256V89H254ZM259 88V89H258ZM263 88V89H262ZM33 89V90H34ZM64 89V90H63ZM160 89H161V87H160ZM159 89V90H160ZM221 91V92H219V93H217L216 94V92H218L219 90ZM149 90V91H148ZM193 89H191V91H192ZM233 90V91H232ZM242 90V91H241ZM146 91V92H145ZM180 91H182L183 92V94H181V92ZM223 91H225V92H223ZM227 91V92H226ZM56 92V93H55ZM58 92V93H57ZM63 92V93H62ZM64 92H66L65 94H64ZM85 94H84V93ZM209 92V91H208ZM223 92V94L221 95V96H218V94L220 95V93H222ZM146 93H147V95H146ZM159 93V94H158ZM192 93H194V90L192 91ZM212 93V94H211ZM217 95V96H215V94ZM242 93H243V95H242ZM28 94V95H27ZM30 94V95H29ZM133 94H131V95H133ZM163 94H165V93H163ZM173 94H175V92L173 93ZM177 94V93H176ZM175 94V95H176ZM247 94V93H246ZM83 95V96H82ZM85 95V96H84ZM120 95H122V94H120ZM169 95V94H168ZM167 95V96H168ZM171 95V94H170ZM178 95V94H177ZM176 95V96H177ZM179 95L177 96V97H179ZM232 95V96H231ZM237 95V96H236ZM248 95V94H247ZM55 96H57V97H55ZM123 97H124V94L122 95ZM150 96V97H149ZM223 96V97H222ZM229 96H231V97H233V98H231V97H229ZM254 98H253V97ZM37 97H38V95H37ZM61 97V98H60ZM84 97V98H83ZM87 97V96H86ZM127 97V96H126ZM126 97H124V100L126 101ZM132 97H129L131 100H133L132 99ZM171 97V96H170ZM170 97H169V99H170ZM174 96L172 95V97L171 98H173ZM176 97V98H177ZM180 97V99H179V101L182 99ZM217 97V98H216ZM56 98H58V99H56ZM126 98V99H125ZM215 98V99H214ZM251 98V101H250V103L251 104H253V105H251V104H248L247 105V103L249 102V99ZM29 99V100H28ZM61 100V99H65L64 101L67 103H65L66 105H68V106H66L67 108H66V110H65V114H64V118L66 117H68L67 119H71V123L72 124H74L75 126H70L71 128H70V130H69V127H67V129H65L64 128V126H63V128H61L62 126L60 125V122L62 121V118L61 117H54V116H52L51 114H49L47 111H45V109L46 108H48V107H50V110L52 109V111H53V109L55 110L56 109V104L58 103V105H59V102L58 101H56V100ZM87 99V98H86ZM156 99V100H155ZM183 99H182V102H183ZM227 99H225L224 98V100L222 99V101L224 102V101H226L225 103H223V104H228L227 103ZM252 99H253V103H252ZM35 100V99H34ZM211 100V101H210ZM258 100V101H257ZM30 101V102H29ZM85 100H83V102H84ZM178 101V102H179ZM218 101V100H217ZM221 99H220V102H215V105L217 104L218 105V110H221ZM248 101V102H247ZM261 101V102H260ZM33 102H34V104H33ZM62 102V101H61ZM127 102V101H126ZM182 102H180V103H182ZM184 102V103H185ZM235 104H237V105H234V107H233V104L234 103ZM245 102H247L246 104H245ZM257 102H259V104L257 103ZM87 102H85V104H86ZM205 103V102H204ZM220 105H219V104ZM229 103H230V101H229ZM233 103V104H232ZM255 103H256V106H255ZM222 104V105H223ZM209 105V106H210ZM232 105V106H231ZM260 105V106H259ZM147 106H146V109L149 111H146V112H148V113H150V108L148 107L147 108ZM152 106H154V107H152ZM224 106V105H223ZM239 107V108H235V107ZM244 106H246V107H244ZM59 107V106H58ZM82 107V108H81ZM227 106H224L223 107V109L221 110V112L223 111V112H225L226 114L227 113H230L231 111H229V110H227V108H226ZM242 107V108H241ZM244 107V108H243ZM248 107L250 108V109H248ZM60 108V107H59ZM58 108V109H59ZM233 108H234V110H233ZM58 109H56V111H58ZM83 110V111H81V110ZM236 109V110H235ZM63 110V111H64ZM224 110H226V111H224ZM6 111V112H5ZM153 111V110H152ZM228 111V112H227ZM237 111V112H236ZM241 111V112H242ZM83 112V113H82ZM221 112L220 111H218L217 113L219 114V115H222V116H224V115H226L225 113H223V114H221ZM7 113V114H6ZM26 113L28 114V115H26ZM30 113L32 114V117H33V114H34V116H36L35 117V119L37 120V125L36 126H38V128H35V127H29V126H26V128L23 126V122H24V120H23V118L25 117H29V115H30ZM50 113H52V112H50ZM61 113L63 114V112L61 111ZM86 113V112H85ZM245 113H247V114H245ZM110 114V113H109ZM233 114V115H234ZM53 115H54V111H53ZM218 115V116H219ZM228 115V114H227ZM22 118V120H23V122L22 121H20L21 120V118ZM23 116V117H22ZM91 116V115H90ZM90 116H88V118H90ZM190 116V115H189ZM221 116V118H223ZM235 116V115H234ZM247 116V117H246ZM105 117V116H104ZM104 117H103V119H104ZM106 117H107V119H111V115H106ZM106 117H105V120H106ZM225 118H226V116H224ZM230 118H233V117H231V116H229ZM65 118V119H66ZM190 119V118H189ZM224 119V118H223ZM125 120H127V119H125ZM124 120V118L122 119V117H121V119L119 118L117 121H116V123H117V126L118 127H121V129L123 128L124 129V127L127 125V126H129V122L128 121H125ZM191 120V119H190ZM82 122V124H79V122ZM17 122V123H16ZM21 122V123H20ZM85 122H87V121H85ZM230 122V121H229ZM128 123V124H127ZM239 123V122H238ZM78 124V125H77ZM85 124V125H84ZM217 124V123H216ZM215 123H214V125L212 126V128L214 127V129H217L218 128V126H220V124L219 125H216ZM19 125V126H18ZM20 125H22V127H20ZM150 125H151V123H150ZM153 125V124H152ZM215 125H216V127H215ZM239 125V124H238ZM238 125L236 126V127H238ZM223 125L221 124V126H220V128H223L222 127ZM260 126V127H259ZM19 129H17V128ZM25 129H24V128ZM60 127V128H59ZM86 127V126H85ZM152 128H153V126H151ZM150 127V128H151ZM232 127V126H231ZM239 127H240V125H239ZM249 127V128H248ZM20 128H22V129H20ZM126 128V127H125ZM220 128H218V129H220ZM232 128V129H233ZM13 129V130H12ZM14 129H15V131H14ZM51 129H53V130H55V132L53 133V134H51V137H53L55 140L57 139L61 144V146H65L66 147V149H64L62 152H60V154H59V152H57L58 154H54V156L53 157H51L50 159L51 160H47V164H46V167H44V165L42 166V167H40V171L38 170V174L36 175V174H34V178L33 179H31V181H29L30 182V186H28V187H25V189H24V187H23V190H21V193H20V191H19V197L18 196H14V194H13V192H12V190H11V182L10 181H12L13 180V178H15L16 179V177L17 176H14V177H12L11 175H9V174H11V173H9V170H8V168H7V166L9 165V163H6V161H4L5 159H6V157L4 156L5 154H6V151H5V147H7L8 145H10L11 143H12V141L15 139L16 141L15 142H17V144L16 145H20V146H17L18 148H20L21 150H22V148L23 149H25V150H30V148L33 150L34 148H32V147H36V145H39L38 144V142H40V140L41 139H43L44 137H42L43 135L45 136V135H47L46 133H49L50 132V130ZM81 129V130H80ZM10 130V131H9ZM11 130L13 131V133H14V135L11 133ZM17 130L21 133H19L18 134V132H17ZM21 130H23V132L21 131ZM66 130H68V131H66ZM239 130H240V132H239ZM82 131H84V133L82 132ZM208 131H209V129H208ZM250 131H252L251 133H249ZM253 131H254V133H253ZM10 132V133H9ZM91 132H92V130H91ZM91 132L89 133V134H91ZM241 132H243L242 134H241ZM249 133V135H253V136H256V137H253V136H249L247 133ZM10 135H9V134ZM16 133H17V135H16ZM235 133V132H234ZM235 134V135H236ZM23 136L22 138H21V136ZM88 135V134H87ZM87 135H86V138H90L91 136H89V137H87ZM204 135V134H203ZM207 135H209V133H205V135L204 136H200V138L199 139H201V137H203L204 139H206L207 137L209 138V136H207ZM11 136H13V140H11L10 138H12ZM15 136H17V137H15ZM71 136V135H70ZM199 136V135H198ZM194 138H196L195 136H194ZM218 138H220L219 136H218ZM9 139V140H8ZM40 139V140H39ZM199 139H197L196 138V140H197V142H196V144H195V142L193 143V141H191V143H193V144H191L192 145V147L193 148H195L194 146H197V144L198 143H201L202 141H199ZM11 140V141H10ZM21 140H22V142H21ZM24 140V141H23ZM36 140H37V142H36ZM39 140V141H38ZM74 140V139H73ZM207 140V139H206ZM218 140V141H217ZM28 143H27V142ZM154 141V142H153ZM153 141H149V144H152V149L151 150H153L154 148H155V140H153ZM199 141V142H198ZM6 142L7 143H9L8 145H6V146H4V144H6ZM11 142V143H10ZM19 142V143H18ZM22 143V145H21V143ZM33 142V143H32ZM34 142H35V144H34ZM209 142V141H208ZM221 142V143H220ZM25 143V144H24ZM28 145H27V144ZM158 143H159V141L156 143V145L158 146ZM203 143V142H202ZM201 143V144H202ZM205 144V146H206V143L207 142H204ZM13 144H14V142H13ZM24 144V145H23ZM31 144V145H30ZM195 144V145H194ZM27 145V146H26ZM33 145V146H32ZM160 145V144H159ZM200 145V144H199ZM10 146H12V145H10ZM40 146H42V144H40ZM156 146V148H158ZM224 147L223 149L221 148V147ZM234 146V147H235ZM4 147V148H3ZM16 147V146H15ZM27 147H28V149H27ZM150 147H151V145H150ZM215 147V148H214ZM17 148V151H18V153L20 152V156L23 154V153H25L24 151L25 150H22V152H21V150H19ZM91 148V149H90ZM155 148V149H156ZM257 148V149H256ZM35 149H37V148H35ZM76 150V151H75ZM217 150V151H216ZM257 150V151H256ZM5 151V152H4ZM16 151V150H15ZM16 151V152H17ZM73 151V152H72ZM263 151H264V149H263ZM71 152H72V154H71ZM97 152V151H96ZM215 152H217V153H215ZM73 153H76V155L75 154H73ZM89 153H90V155H89ZM229 153V154H228ZM262 153H264V152H262ZM7 154H8V151H7ZM70 154H71V156H70ZM84 154H82L83 156H84V158H85V156L86 155H84ZM99 155H100V153H98ZM24 155V154H23ZM44 155V154H43ZM56 155V156H55ZM72 155H74L73 157H72ZM81 155V156H82ZM212 155H214V158H212ZM257 155V156H256ZM70 156V157H69ZM93 156L95 157V159L93 158ZM248 157V159H247V157ZM250 156V157H249ZM44 157V156H43ZM76 157L78 158L77 159V161H76ZM118 157H120V156H118ZM117 157V158H118ZM216 157V158H215ZM251 157H252V159L254 158V161L253 160H251ZM260 157V158H259ZM4 158V159H3ZM68 158V159H67ZM72 158H74L75 159V161H74V159H72ZM82 158V157H81ZM121 158V157H120ZM118 159V160H121V159ZM123 158V160H121V161H118L119 163H123L122 161H124V157H122ZM249 158H250V160H249ZM257 158H259V159H257ZM67 159V160H66ZM86 159V158H85ZM7 160V159H6ZM67 162H66V161ZM80 161V162H81ZM89 161H90V163H89ZM208 161H206L205 160V163L207 162L208 163ZM7 162H9V161H7ZM68 162H72V163H70L71 164V167L69 166L68 168L70 169H72V171H70L69 169L67 170H65V168H67V167H65V166H67V164L66 163H68ZM73 162L75 163V164H73ZM97 162V163H96ZM126 162V161H125ZM210 162V163H211ZM28 163H30L29 161H28ZM46 163V162H45ZM44 163V164H45ZM94 163V162H93ZM210 163H208V164H210ZM213 163V162H212ZM73 164V165H72ZM80 164V165H79ZM129 164V163H128ZM246 164V163H245ZM248 164H250L251 165V163L249 162V163H247V165ZM23 166H24V168L27 170V169H29V167H28V165H27V162H26V164H22ZM21 164H20V168L19 169H21L23 166H22ZM30 165H31V163H30ZM97 167H96V166ZM124 165L125 166H128L127 165V162H126V164H122L121 165V167H123V172L126 174H124L123 173V175H120V174H118V178L119 179H121V182L124 184V188L126 189V190H124L123 188L121 189L122 190V192L123 191H125L124 192V194H127L126 192L127 191H129L128 193L131 195V189H132V193L134 194H132L128 199H130V198H133V200H134V202H135V200L137 201V204H138V202H140V204H139V206L141 205V207L140 208H142V210H141V212L142 211H146V213H147V216L149 217V218H151L152 217V219H153V217H156V215L154 214V212H153V214H151L152 212H148L147 210H149V208L152 210L154 207H153V205H154V202L155 201H151V200H153V198L150 196H148V193L145 195V191H143L144 192V194L142 193V190H140L141 192H138L139 190H137V189H139V188H141V182H139V181H134V179H137V178H135L134 177V174H133V176H132V174H130V172H129V167H128V169L127 168H124ZM241 165V164H240ZM22 166V167H21ZM32 166V165H31ZM63 166V167H62ZM246 166V165H245ZM65 167V168H64ZM80 167V168H79ZM86 167H85V169H86ZM7 168V169H6ZM32 168V169H31ZM43 168H45V169H43ZM90 168V169H91ZM94 168V169H95ZM18 169V170H19ZM30 169L32 170V172L35 170L33 167H30ZM74 169H77V170H74ZM85 169H83L81 172L83 173V175H84V177L88 174V171H89V169H88V171L86 170V171H84ZM93 169V170H94ZM130 169L131 170H134L132 167H130ZM42 170V171H41ZM63 170H65V173H64V171ZM109 170H111V172L109 173V172H107V171H105L107 174H110L109 176H111V174H113L112 172H114L113 170H115V169H113L112 170V168L111 169H109ZM128 170V171H127ZM74 171H76L75 173H74ZM78 171V172H77ZM84 171V172H83ZM90 171H92V170H90ZM89 171V172H90ZM95 171H96V169H95ZM35 172V171H34ZM133 172H135V170L133 171ZM150 172V171H149ZM132 173V172H131ZM136 173V172H135ZM239 173V174H238ZM16 174V173H15ZM107 174H106V176H107ZM152 174V173H151ZM82 175V174H81ZM80 175V176H81ZM82 175V176H83ZM130 175L132 176V177H134V179H133V181L132 180H130L131 179V177H130ZM233 175V177H235ZM120 176H122L121 178H120ZM124 176H126L127 178L126 179H128V177H130L128 180H126V183H129V186H127L126 185V183H125V181H124V179H125V177ZM217 176V175H216ZM12 177V178H11ZM108 177V176H107ZM214 177V176H213ZM180 178H181V180H182V177H179V179L178 180H180ZM14 179V180H15ZM118 179V180H119ZM184 179V178H183ZM218 179V177L216 178V177H214V180L213 181H215V183L216 184H214V185H219L218 184V182H219V180H217ZM220 180H222L223 179V177L222 178H219ZM225 179V178H224ZM234 179V178H233ZM256 179V181H257V179H259V177L257 176V178H255ZM180 180V181H181ZM237 180H240V179H238L237 178ZM128 181V182H127ZM211 182L212 183V185H211V187L213 186V183L214 182ZM218 181V182H217ZM236 179H234V180H232V181H230V182H228V184H230V185H228V186H226V183H225V185H223V191L225 192V193H223V195L221 196V195H219V193L217 194L216 193V196L215 197H217V195L218 196H220V197H225V196H227V194L229 193L230 194V192H231V194H230V199H228V201L230 202V203H228V202H226L227 203V205L228 204H230V207H228V206H226V208H232L234 205L233 204H235L236 202H234L233 201V199H237L238 197H239V205H238V210H242V212H243V214H242V216L244 215V213H245V217L247 216V214H246V211L244 212L243 210L245 209H242L243 207H245V206H243V205H246V207H247V205L249 204V205H252L253 203L252 202H254V200L256 199H251V203L252 204H250V199L247 201V202H245V203H242V202H244L248 197H247V193L245 194H243V192L241 193L242 194V196H244V195H246V197L244 198V201H242L243 199H241V198H243L241 195H239V193H236V194H238V197L236 198V194H234L233 195V190L235 191L236 189H237V184H236ZM256 181H254V183H255V185L256 186H258V184L259 183H256ZM259 181V180H258ZM257 181V182H258ZM130 182H131V184H130ZM136 182H139L140 183V185H139V188H138V184L136 183ZM221 182V181H220ZM225 182V181H224ZM243 182V181H242ZM259 182H261V180L259 181ZM161 183V182H160ZM222 183H223V181H222ZM234 183V185H233V188H231L232 186V184ZM238 183H240V181H238ZM245 183V182H244ZM123 184H122V186L121 187H123ZM134 184H136L135 185V187H134ZM262 184H264L263 182H261V184H260V186L262 185ZM59 185V186H58ZM222 185V184H221ZM236 185V186H235ZM239 185V184H238ZM132 186V187H131ZM225 186V187H224ZM235 186V187H234ZM263 186V185H262ZM30 188V189H29ZM94 188V190L93 189H90V192L93 194V191H97L96 189H95V186L93 187ZM29 190V192H28V190ZM220 189L222 190V187L219 185V192H221L220 191ZM26 192H25V191ZM31 190V191H30ZM93 190V191H92ZM218 190V189H217ZM3 191H5V193L3 192ZM216 191V190H215ZM215 191H214V195H215ZM222 191V192H223ZM98 193H99V191H97ZM115 192V191H114ZM122 192H121V194H122ZM136 192V193H135ZM235 192H237V191H235ZM91 193H89L90 195L89 196H92L91 195ZM95 194H97L96 192H94ZM138 193H140V194H138ZM12 194V195H11ZM60 194H62V195H60ZM99 194H101V193H99ZM103 194V193H102ZM122 195V196H126V195ZM135 194H138V195H136L135 196ZM212 194V195H213ZM221 194V193H220ZM39 195V194H38ZM47 195H48V197H47ZM104 195V194H103ZM106 195V194H105ZM104 195V197H106ZM120 195V194H119ZM214 195H213V197H214ZM232 195V196H231ZM6 197V198H4V197ZM101 197H102V195H100ZM140 196H142V199H140L141 197ZM23 197V198H22ZM65 197H67V198H65ZM128 197V196H127ZM139 197V198H138ZM146 197V198H145ZM228 197V196H227ZM227 197H225V198H227ZM241 197V198H240ZM20 198V199H19ZM26 198V199H27ZM30 198V197H29ZM125 198V197H124ZM145 198V199H144ZM151 198V199H150ZM37 199V198H36ZM69 199V200H68ZM83 198H79V200H77L80 204H81V207L82 208H80V205L78 206L80 209L79 210H81L82 212L84 211L85 212V210H86V208L85 207H87V208H89V203L87 204V202L85 203L83 200H82ZM91 199H92V201L94 200L93 199V197H91V198H89V200L91 201ZM101 199V198H100ZM103 199V198H102ZM102 199L101 200H94V201H96V203L97 204H95L94 205V208H93V203H95L94 201L92 202V208L93 209H95V206L96 207H98L99 209H101V208H103L102 206H101V208L99 207L100 206V204H99V201H102ZM105 199V198H104ZM104 199H103V201H104ZM33 200H35V199H33ZM67 200V201H66ZM82 200V201H81ZM85 201L87 200V201H89L88 200V198L87 199H84ZM127 200V199H126ZM150 200V201H149ZM225 200H227V199H225ZM240 200L242 201L241 203H240ZM2 201V202H1ZM66 201V202H65ZM81 201V202H80ZM109 201V200H108ZM107 201V199L104 201V202H108ZM128 201V202H127ZM126 202L127 203H129V202H131L132 201V199H131V201L130 200H127ZM146 201V202H145ZM149 203H148V202ZM71 202V203H70ZM84 202V203H83ZM126 202H124V203H126ZM134 202H132V203H134ZM153 204H152V203ZM109 203V202H108ZM146 203V204H145ZM225 203V204H226ZM256 203H257V201H256ZM3 204V205H2ZM86 206H85V205ZM110 204V203H109ZM144 204V205H143ZM149 204V205H148ZM152 204V205H151ZM243 204V205H242ZM82 205H84V206H82ZM98 205V206H97ZM129 205V204H128ZM151 205V206H150ZM235 205H237V203L235 204ZM257 205H258V203H257ZM68 206V207H67ZM91 206V205H90ZM109 206V205H108ZM107 206V207H108ZM125 209L128 207L126 204H125ZM131 205H129V207H130ZM148 206H150L149 208H147ZM155 206V205H154ZM263 205L262 204H259V208H258V215H257V217L259 216V218L260 217H262L261 215H264L263 214V207H262ZM3 207H5L7 210L5 211V208H3ZM85 208V210H84V208ZM107 207L106 208H103V209H101V210H99L98 208H96L97 210H95V211H98L97 213L99 214L98 216H100V217H97L96 219V221H99V224H101V226H105V223H106V225H109L110 223H112V224H110V225H112V228H115L116 226H118L117 224H121V222L120 221H123V220H128V218H130V208L128 209H126L127 211H129V212H125L124 214H127L128 213V215H126L127 217V219H124L125 217V215H123V217H121L120 218V221L117 219L118 217L117 216H119V213L122 211H115L117 208H121V207H116V209L114 208V209H111L110 210V207L111 206H109V208L107 209ZM123 207V206H122ZM249 207V206H248ZM17 208V209H16ZM20 208H23V206L22 207H20ZM75 208H77V211L75 210ZM91 208V209H92ZM112 208V207H111ZM132 208V207H131ZM135 208V207H134ZM137 208L138 209H136V211L137 210H139V207H138V205H137ZM144 208V209H143ZM225 208V207H224ZM235 208V207H234ZM83 209V210H82ZM90 208H89V210H91ZM121 209H123V208H121ZM125 209H123V210H125ZM146 209V210H145ZM260 209H262V211L260 210ZM69 210V211H68ZM89 210H87L88 212H89ZM110 210V211H109ZM125 210V211H126ZM132 210L133 211H135L133 208H132ZM139 210V211H140ZM73 211V212H72ZM76 211V212H75ZM94 211V210H93ZM113 211H115V212H113ZM133 211H132V213H133ZM135 211V212H136ZM150 211V210H149ZM153 211H154V209H153ZM184 211V210H183ZM261 211V212H260ZM92 212V211H91ZM107 212H108V214H107ZM119 212V213H118ZM241 212V211H240ZM60 213V214H61ZM87 213V212H86ZM86 213H84V214H86ZM90 213V212H89ZM94 213H96V212H93V214ZM114 213H116V215L114 214ZM137 213V212H136ZM142 213H144V212H142ZM146 213H145V215H146ZM184 213V212H183ZM21 214V215H20ZM57 214V215H56ZM88 214V213H87ZM196 214H198V213H196ZM238 215H240L239 213H237ZM108 215V216H107ZM111 215V216H110ZM116 216L117 218L115 219V218H113V216ZM132 215V214H131ZM179 215L181 216V212H179ZM184 215V214H183ZM199 215V214H198ZM197 215V216H198ZM33 218H32V217ZM48 216V217H49ZM102 216V217H101ZM120 216H121V214H120ZM133 216H135L134 214H133ZM151 216V217H150ZM54 217V218H53ZM60 217H61V215H60ZM110 218L109 220H108V218ZM182 217V216H181ZM184 217V216H183ZM199 217H201V216H198V218ZM239 217V216H238ZM237 217V218H238ZM240 217H241V215H240ZM264 217V216H263ZM99 218V219H98ZM100 218H103V220H101ZM105 218V219H104ZM122 218H123V220H122ZM131 218H132V216H131ZM131 218H130V220H131ZM236 218V219H237ZM243 218H244V216L243 217H241V219H242V221H243ZM247 218V220H248V217H246ZM246 218H244L245 219V221H246ZM258 218V219H259ZM76 219H74L73 220V222H74V224H75V221H76ZM79 219V218H78ZM95 219V218H94ZM133 219V218H132ZM155 219H157V218H155ZM202 219V217L200 218V220ZM240 219V220H241ZM255 219H256V216H255ZM264 219V218H263ZM263 219H261V220H263ZM37 220V221H36ZM106 220H108L107 222H106ZM112 220V222H110ZM113 220H116V222H119V223H116L115 221H113ZM203 220V219H202ZM40 221V222H39ZM52 221V220H51ZM72 221V220H71ZM78 221V220H77ZM76 221V222H77ZM84 221V223L82 222V224L84 225L85 224V221H86V225H87V227L89 228V229H91V226H89L90 224L92 225V223H90L89 224V222H88V224H87V220L85 219V220H83ZM101 221V222H100ZM129 221V220H128ZM153 220H151V223L149 222V224H150V226L148 225V223H147V225H146V230L147 231H149L150 229H154V227H160V225H161V227H162V225H163V223H161L160 224V221H156L154 224H152L153 222H152ZM230 221H231V225H230V227L228 226L229 224H230ZM232 219L230 220L229 219V221H227V222H229V224L228 225H225V224H221V225H223L222 227L220 226L219 228L221 229L222 228V230H224L225 228H226V226H227V228L229 227V228H232V227H234L235 226V223L237 222V225H238V222H240V221H236L235 223L233 222L232 223ZM234 221H235V219H234ZM162 222V221H161ZM47 223V222H46ZM56 223V224H55ZM124 223H127V221L126 222H122V224H124ZM189 223H190V225H192L191 224V222H188L187 223V225L186 224H184V228H190V227H192V226H194V225H192V226H189ZM43 224L46 226V227H43ZM73 224V223H72ZM81 223H79L78 222V227L79 226H81L82 225ZM94 224V223H93ZM121 224V225H122ZM129 224H131V221L130 222H128L127 224H126V226L130 229V227L131 226H133V224H131V226L129 225ZM152 224V225H151ZM82 225V226H83ZM154 225V226H153ZM59 228H58V227ZM82 226L80 227V229L82 228ZM93 226V225H92ZM96 226L97 225H95V226H93V228L92 229H95L96 228ZM148 226L150 227V228H148ZM186 226V227H185ZM189 226V227H188ZM206 226H207V224H206ZM208 226H209V224H208ZM232 226V227H231ZM240 227H242L241 225H239ZM239 226H236L238 229H239V231L240 230H242V228H240ZM60 227L62 228V229H60ZM87 227H85L84 226V228H86L87 229ZM95 227V228H94ZM157 227V228H158ZM224 227V228H223ZM236 227H234V228H232L233 230H236ZM56 228V229H55ZM64 228V229H63ZM117 228H119V226L118 227H116V229ZM132 228V227H131ZM156 228V229H157ZM51 229V230H50ZM86 229H85V231H86ZM89 229H88V231L87 232H89ZM124 229V228H123ZM156 229H154V230H156ZM159 229V228H158ZM216 229H218V227L216 228ZM216 229H212V231H214V230H216ZM261 229V230H260ZM47 230V231H46ZM124 230H126V229H124ZM151 231H153V230H150L149 231V233H152ZM255 231L256 232H259L258 233V237L260 238V239H258V243L257 242H255L256 244L254 245L253 244V240H251L252 241V243L250 242V238H252V235H247L248 233H246L244 230H242L241 232H238V236H240V237H242L241 239L242 240H246L247 241V243L249 242L250 244H252L251 245V248H250V254H248V257L246 256L245 258H244V261H245V264H264V227H259V228H257V229H255ZM154 232V231H153ZM19 233H21V234H19ZM90 233H92V231L90 230ZM130 233H132V232H130ZM213 234H216L215 232H212ZM243 233V236H241V234ZM17 234H19V235H17ZM22 234H24V235H26V236H24V235H22ZM135 234V235H134ZM220 233L218 232L216 235H219ZM254 234V235H255ZM260 234V235H259ZM22 235V237H20ZM78 235V234H77ZM76 235V236H77ZM106 235V234H105ZM109 235V234H108ZM131 236H128V237H130L131 238V242H137V241H139L138 242V244L136 245V246H139L140 247V241H145V242H147L149 239H145V240H140V238L137 236V238H135L134 240H132V238H134L136 235H137V233H135V232H133V235L132 234H130ZM247 235V236H246ZM106 237V240H105V243L107 242V241H109L108 239L110 238L109 236L107 237V236H105ZM250 237V238H249ZM256 237V236H255ZM26 238V239H25ZM249 240H248V239ZM254 238V237H253ZM113 239V238H112ZM112 239L110 238V240L112 241ZM137 239V240H136ZM153 239V238H152ZM36 240H38V241H36ZM111 241L109 242V244L111 245ZM245 241V242H246ZM26 242V243H25ZM34 242H36V245H34L35 246V249H37L36 248V246L38 247V250H35V249H33L32 248V244H34ZM145 242H142L143 244H145ZM38 243H40V246H38L39 244ZM108 243L106 244V245H109ZM79 245V244H78ZM105 245V246H106ZM110 245L108 246V250H107V248L105 249V247L103 248V249H100V247H98L99 248V251H97L96 250V255H98V256H96L95 254H93V251L95 250V249H93V251H92V248L91 249H88L87 247L85 248L86 250H88L89 251V253L91 254V256H90V254L89 253H87L88 251H85L84 250V247L82 246V248H83V251H85L84 253H83V256H84V260H81L80 261V263L82 262V264H118V259L119 258H121V257H123L124 255L123 254H121V253H116V252H114L112 249H111V247H110ZM33 246V247H34ZM50 246V247H49ZM10 247V248H9ZM13 247V248H12ZM42 249H41V248ZM65 247V248H64ZM70 247V246H69ZM79 247V246H78ZM89 247V246H88ZM80 248V250L82 249L81 248V246L79 247ZM90 248V247H89ZM97 248V249H98ZM102 248V247H101ZM8 249H10V250H8ZM42 251H41V250ZM91 250V251H90ZM216 250H218V247L216 248ZM254 250V252H255V254L256 255H252L251 256V253H252V251ZM41 251V252H40ZM39 252V253H38ZM54 252V253H53ZM80 252V251H79ZM254 252L252 253V254H254ZM54 255H53V254ZM94 253H95V251H94ZM116 253V254H115ZM50 254L51 255H53L54 256V258L53 257H51V258H49V256H50ZM65 254V255H64ZM79 255V254H78ZM81 255H82V253H81ZM80 255V256H81ZM66 256V257H65ZM94 256V257H93ZM224 257V259L226 258V255H223ZM252 257V258H250V257ZM44 257V259H42ZM46 257H47V259H46ZM92 257H93V259H92ZM49 258V259H48ZM80 258H82V257H80ZM250 258V259H249ZM68 259V260H67ZM83 259V258H82ZM42 260V261H41ZM32 261V262H31ZM196 263L197 264H206V262H204V258H202V256L201 255H197V257H196ZM204 263H203V262ZM38 262V263H37ZM42 262V263H41ZM44 262V263H43ZM75 262H77V261H75ZM201 262V263H200ZM3 263H4V261H3ZM2 263V261H1V259H0V264H3ZM51 263V262H50ZM53 263V262H52ZM79 262H77V264H80ZM6 264V263H5ZM49 264V263H48ZM55 264V263H54Z\"/></svg>",
    "mask_w": 264,
    "mask_h": 264
}]
</instances>
